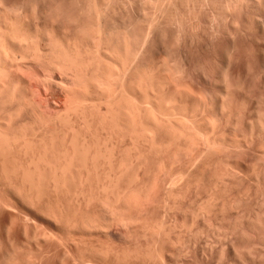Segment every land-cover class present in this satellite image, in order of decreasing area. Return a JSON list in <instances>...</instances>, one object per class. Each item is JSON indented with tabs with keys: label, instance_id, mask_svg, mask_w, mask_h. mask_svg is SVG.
<instances>
[{
	"label": "rangeland",
	"instance_id": "1",
	"mask_svg": "<svg viewBox=\"0 0 264 264\" xmlns=\"http://www.w3.org/2000/svg\"><path fill=\"white\" fill-rule=\"evenodd\" d=\"M94 0H0V2L2 3H0V22L1 23H3V26H2V24L0 23V25L2 26V31L5 33L6 32V34H7V36L6 37H2L1 38V42L2 41H4V40H2V39H5L6 38V42L8 41L7 39H9V38H11V39H13V38H15L16 37V39H13L14 41V46L13 47H15L16 46V48H14V50H16V51H14V53L16 54V52L19 54H17V59L16 60H14V62H16V63H14V62H7L9 65H7V63H6V66H8V70H7V67L5 68L7 71H12V73H11V71L10 72H7V73H9V74H14L15 73V75H17V76H19V78L21 79L20 80V82H21V84H18V86L15 84V86H17L18 88H20L19 86H21V88H22V86H23V88L22 89H25V91L23 90V92H24V94H26V95H28V98H30V100H32L33 101V103H35V105L37 106V108H39V107H41V110H42V112L44 111V115H49V117H50V115L51 114H54L55 115V113H57L56 114V118H53V121H52V124H47V125H49V126H44L43 125V129H40V126L36 123V121H35V119L33 118L34 117V113H32L33 112V110H31L30 112L32 113H30L29 112V110H30V108H29V110L27 111V109H25V110H23V111H25V112H21V116L23 117V118H25V119H23V123H22V125L26 122L27 123V125H26V123L20 128L19 127V129H20V131H19V133H23V131H24V133H26V134H28V136H29V138H32V142H33V144L31 145L32 146V149H33V151H32V153H29V152H31V150L32 149H30V150H28V153H29V155L31 154L32 156L34 155H36V156H38L39 155V152L41 151V149L42 148H45L46 146L45 145H48V147L50 148V146H51V148H55V147H57V149H61V150H63V148L65 149V148H68L69 147V140H70V138H71V152H75V150L77 149V152L78 151H87V149L89 148V147H91V149L89 148L88 150H90L91 151V153H92V156L90 155L91 153H89V151H87V152H85V153H87V155H89V156H87L86 158H84L85 156H86V154H84L83 152H82V155H83V159H87L88 158V163H87V161H86V164L88 165V167L86 166H83V163L85 164V161H83V159H81L82 157H81V153H80V155H79V153L77 154L76 153V155H78L77 157H74V158H78L79 157V159L80 160H82V161H80L79 159H77V160H79L78 161V163H82V167L78 164V163H74V161L75 162H77L76 160H74L73 162H71L72 163V167H71V170L69 169V172H68V174H69V176H68V178H67V180L66 181H61L60 183H62V188L63 189H61V186L59 187L60 189V191H58L59 193H61V194H58V196H57V193H55L56 194V199L54 198V193H52L51 191H53L52 189L49 191V184L48 183H46L45 185L47 186V187H45V186H43L44 187V189H42L41 188V193H43V192H46V191H48V193H46V194H42V195H47V196H45V197H41L42 199L41 200H43L44 199V201L45 202H47L50 206H51V204H52V202H53V205L52 206H54L53 208H52V210L54 209V211L56 210L57 212H55V213H60V211H61V213H64V215L65 216H67L68 215V213H71L70 215H68V216H73V217H75L74 216V214L76 215V217H77V215L78 214H76V213H78L79 212V215L80 214H82L84 211L83 210H86V207H85V205H83V204H85V203H80L79 204V202H81V198H83L81 195H82V192H83V195L84 196H86V197H91L92 199H95V200H92L93 202L92 203H94L93 205H91L90 206V208H93V206L96 204V205H98L99 207H97L98 208V214H99V218L101 219V217H102V219L101 220H103V221H105L106 222V220H108V221H110L111 220V215H109L110 214V212H108V210L106 209V207H103V206H101V203H100V200H99V195L101 196V194L102 193H100L101 192V190H98V189H100L99 187L102 185V183H104V180H105V183H109L110 182V180H108V179H111V178H113V176L116 174V173H114V174H112L111 175V172H107L108 170H106V168L105 167H107L110 171H111V167L110 166H108V164H109V162H104L107 158H108V153H106V151L108 150V149H111V151L110 150H108L107 152H110V153H114L112 156H111V158L110 159H113L112 160V163H114V164H119L118 162H120L121 160H122V158L121 157H124L123 158V160L120 162L121 163V165H122V163H124L126 160L128 161V162H130V161H132V159H133V162H130L132 165V167H130L129 168V165H130V163H128V165L126 164L127 163V161H126V163H124V167H125V169H124V167H120V169L118 168V166L117 165H114L113 167L115 168V166H116V168H115V172L116 171H118V173L122 170V171H124V170H126V171H124V175L121 173L120 175H119V180L117 179V177H114V179H117L118 180V183L119 184H117L116 183V180H114L113 179V181H115L114 183L115 184H112L111 185V187H114V188H110V190H112V189H116L114 192H116V194H117V192L118 191H122V190H124L126 187H128L129 186V191H133V189L135 190L136 188H138V187H140V185H142L143 186V181H145V182H147V180H148V182L147 183H149V185H150V183H152V182H155L156 183V181H153V179H154V176H155V174L156 173H159V176L160 177H158V179H159V182L161 183V184H159L160 185V188H158V189H156L157 190V193H158V196H157V198H156V196H154L155 198H152V202L154 203V201H155V206L153 205V203H148V204H146V205H144L146 208L144 209V211H147V212H144L143 210H141L142 212H140V213H142V215L144 216V214H143V212L145 213V217H147V219L149 220V224L147 223V225H145L146 224V219H145V217H141V219L142 218H144L145 220H144V222H145V224H144V222H143V220H142V222H143V225H145V226H147V227H145V226H143L141 223L142 222H140L141 220H139V222H140V224H141V226H139L140 227V229L139 230H136L137 231V233H136V231H134V232H132V233H134V236H133V234H132V236H128V238H126V239H122V240H120V241H118V240H115V241H113V239L112 238H107V237H102V238H98L97 236H94V235H90V234H85L84 232H81V230L80 229H75L76 231H74V230H71L72 228H68L67 227V229H66V227H65V225H63L64 224V222H61V220H60V222L59 221H57L56 219H53L54 217H51L52 215H51V213H52V211H51V208H46V206L44 205L45 204V202L43 201V203H41L40 205H41V207L43 208V210L41 209H35V208H33V209H28V208H23V209H18L17 210V208H15L16 209V211H15V209H13L14 207H12L11 205H10V202L8 201V198L5 196V194H4V190H3V185H2V165H1V162H0V197L2 198V200L4 201V204L5 205H3V203H2V206L0 205V208H1V210H0V263L1 264H12L13 262V264H27V262L30 260V262H28V264H75V263H77L78 261H80L81 263H78V264H82L83 262L81 261L83 258H85V257H88V258H85V261H87L88 259L90 260V261H87L88 262V264L90 263V264H96V262H97V264H119V262H120V264H161V262L163 263V264H220L221 262V264H223V263H225V261L224 260H226V255H225V257H224V254H222L221 255V251L222 250H224V249H228V247H229V240H227V239H225V238H223L224 236L221 234V233H223L224 232V230H223V232H219V234L220 235H222L223 237V239L221 238V239H217L216 237H215V235H217L218 233L217 232H214V231H212L213 233H215V235L213 236L212 235V232H211V229L212 228H210L209 226L207 227H205L204 226V218H206L205 216H196L195 214H194V212H192L193 210H192V208H193V206H194V201H195V194L197 193V191L198 192H200V194H199V197L200 198H202V199H198L199 200V203H200V201H202V203L204 202L205 203V199H208L209 200V197L207 196V194H205L206 193V190L203 188L204 187V185H202L201 186V184H204V183H206L207 181H205V180H208L209 182H211V180L212 181H214V180H216V181H219V183H220V186L222 187V189H226L225 190V193H226V195H225V193H222L223 195H224V198H220L221 200L222 199H224V200H226V199H228V200H234L233 198H241L242 199V197L243 198H245L244 196H246V194H248L249 196L251 195V197L249 198L251 201H256L257 200V196H258V199L260 198L259 196H261L260 194V192L263 190V188H264V185L261 183V184H259L258 185V183H256V182H253L252 180H250V179H246V178H244L243 179V181L242 180H240V178H239V181L238 180H234L233 178H235V177H225L224 176V178L225 179H222L221 180V175H219L218 174V170H220L219 168V166H215V165H217V162H216V164L214 163L215 161H217V159L218 158H220V159H222V155L224 154V157H223V159L222 160H225V159H231V158H234V159H238L239 157H234V155L236 154V156H238V155H240L242 152H244V151H239L238 152V155H237V153H233L232 154V156L230 157H228V155H230V153H232V152H227L226 153V151H227V149H224V150H226V151H224L223 150V152H222V155H221V157H219L220 155H219V151H217V148H219V147H217L216 149H215V153H211L212 154V156H211V154H210V156H209V154H208V156H205V161L204 160H202V159H200L201 160V162L202 161H204V162H202V163H204L205 165H206V163H207V166H208V169H207V166H205V165H203L202 163H201V167H203V168H201V170L200 169H197V170H194L193 168H195L198 164H197V162L198 161H194L193 159H190V157H189V159H190V161H189V159L188 158H182L180 161L182 162V163H180L179 161H177L178 163H177V165H176V167H175V165H172V167L174 166L175 168H173L174 169V171H185V169H186V171H185V173H186V175H188L189 176V174H190V177L192 178V179H195L196 178V176H199V177H202V179L200 178V180H201V183L200 184H197V183H194V182H197L198 180H199V177H197L194 181H193V183H194V188H198V186H200V188H201V190H203V191H201V190H199V189H197V191H195L196 189H194L193 188V185L192 186H190L193 190H190L191 188H189V192H186V191H184L183 192V196H185V199L184 198H180V200H179V206L178 207H181V208H183L182 210H181V208H179L180 210L178 211V209L176 210V208L174 209L175 211L173 212L172 211V209L171 208H169L168 207V205H166L165 204V201H164V198H162V199H160L159 197H163V194H164V189H163V187H162V185H164V183L163 182H165V179H167V175L165 174L168 170H170V163H169V161H167V158L165 157L164 158V156H163V154H155L154 153V151L153 150H151L152 148V146L151 145H153L154 143H158V144H160V142H161V140H162V142L164 141V138L162 137L163 135H164V137H166V134H164V132L166 131V127H164L165 129L164 130H162V131H164V132H162L161 130L160 131H158L160 134H158V132H157V130H155V132H156V136H155V133L154 134H149L150 133V131H151V133H152V130H154V128L156 129V127H153V123H151V122H148V121H146L145 122V124L143 125V123H144V121H142V119H140V117H138L139 115H137L136 117L134 116V120L132 119H130L132 122H130V124H127V125H124V124H126L127 122L125 121V119L123 118V117H121V116H117L116 118H114L113 119V117H112V119H111V116L108 118V116L105 114V111H106V108H107V103H109V101H110V103L109 104H111V100H110V98L112 97V101H113V99H115V100H118L119 99V97H121L119 100H118V102L120 101L121 102V104L120 105H123L122 103H125V105L127 106L128 104H133V108L134 107H139L140 106V103H141V105H144L143 107L141 106V107H139V108H141L140 110H142V111H144V109L146 108V109H148V110H150L151 112H149V114L151 113V115H155V117L154 118H156V115L158 114L159 115V113H157V112H159L158 111V108L161 106V107H163V109H164V111L166 110V109H175L176 108V111H174V112H177V113H179V112H181V113H184V110L182 109V107H183V105L182 104H180L179 102H175V101H169V103H166V102H164V103H162V105L161 104H159V105H157L156 104V102H154V101H152L151 102V100H153L152 98H151V100H147V98L146 97H144V95L142 94V93H144V91H146L147 89V85L146 84H148V86H149V83H150V79H152L153 78V80H154V78L156 79H158V78H160V77H162L163 78V76H165L164 78H166L168 81H170V84L173 86L175 83H176V81H177V83H176V86H177V88H181V86H182V88H186V90L188 91V89H189V91L190 90H195V91H199V89H200V83H199V77H198V71L197 70H199V69H205V70H207L208 71V73H211V72H213V70H214V68L217 70V69H219L222 65H220V64H222L223 63V60H224V55H225V49H227V48H229V49H233L232 50V52L231 53H233V58H234V56L236 55V57L234 58L235 59V61H234V59H232V54L230 53V55H231V59H232V62H231V78H229L230 79V81L231 80H233V85H232V87H230V88H232V93L230 92L229 93V96L227 97L229 100H227L226 99V109H227V111L225 110V112H223V114L221 115L222 116V118H221V116H220V118H221V120L222 121H225V120H227V119H232V124H230V126H232L233 127V125H234V127H236V128H234L233 129V134H235L234 132H236V136H238L239 135V137L240 138H242V140H247V142H248V144L250 143V141H254V140H256V142H255V144H253V142H251L249 145H250V147L251 148H255V147H257V143L259 142V141H257V140H261V138L263 137V135H264V131H263V134H262V136H260L259 138L260 139H258V137H257V135L256 136H254L253 137V135L254 134H251V130H250V127L247 125V121L249 120V119H251L250 118V112L253 110V111H256V110H259V113H261L262 112V109H263V112H264V103H262V101H260V97L262 96L261 94L263 93V88H262V84H261V77H260V73H261V64H260V61H258L259 60V55L261 54V52H262V49H263V47H264V32H263V29H262V27L260 26V23H259V21L258 20H256V19H258V17L257 16H259V12H260V10L262 9L263 10V5H261L262 4V1L263 0H156V1H152V0H109V1H107L106 2V0H96L95 2L96 3H98V5L96 4V6H97V8H98V6H99V8L98 9H95L96 7H95V3L93 2ZM153 2V4H150V3H152ZM160 1V3H157V2H159ZM165 1H168V2H165ZM175 1V2H174ZM253 1V2H252ZM109 2H111V4L109 3ZM132 2V3H131ZM145 2V3H144ZM146 2H149V4L148 3H146ZM155 2V3H154ZM163 2H164V4H163ZM170 2H173L172 4H170ZM255 2V3H254ZM45 3V4H44ZM109 3V4H108ZM168 3H169V5H170V11H168V15H169V17H170V20L173 22H169L170 24L167 26V32H165L164 34H162V35H160V36H157V37H152L151 38V41H150V43H146V46H147V48H146V46H144L145 47V49H144V51H142V50H140V52H141V54L139 55V56H135L134 58L135 59H133L132 61L131 60H129V64H126V62L128 61V60H126L125 61V65H127L126 66V71H125V73H121V75L123 74V76H121V78L120 77H118V74H117V76L115 77L114 76V74L112 73V72H114V71H117L116 69H117V67L119 68V66L121 67L122 65H124V64H122L121 62L122 61H124L122 58H120L119 59V57L117 56V54L114 52V50H113V47L111 48V46H109V44L108 43H106V42H101L100 41V35H98L99 33L97 32V24L99 25V27L102 25V26H104L103 27V29H105V24H107V30L106 31H108V32H111V33H113V32H115L116 30H118V29H116V28H114V27H116V26H112L113 24L112 23H117L118 21H121V19H126V16H127V19H128V17L131 15V14H134V15H132V16H136V18H138V16H139V18L137 19V23H139V24H137V28H138V26L139 25H141V26H147V25H149V23L148 24H145V23H147L146 21H147V19H149L150 21H151V19H153V17H158V16H160L161 15V8L163 7V6H165V5H167V6H169L168 5ZM226 3V4H225ZM229 4V6H230V13H226L225 12V10H226V7H227V5ZM124 4V5H123ZM142 4H145V5H142ZM148 4V5H147ZM156 4H163L162 5V7H160L161 5H157L156 7H154ZM177 4V5H176ZM199 4V5H198ZM242 4V5H241ZM8 5V6H7ZM12 7H11V6ZM39 5V6H38ZM46 5H47V7H46ZM50 7H49V6ZM88 5H89V7L91 8V9H93V10H91L89 7H88ZM93 5V6H92ZM37 6V7H36ZM160 7V10L159 9H157V8H159ZM172 6V7H171ZM178 6V7H177ZM253 6H254V8H253ZM16 7V8H15ZM51 9V12H53V13H51L50 12V9ZM58 7V8H57ZM93 7H95V8H93ZM108 7V8H107ZM122 9H121V8ZM137 7V8H136ZM145 8V9H143V8ZM150 7V8H149ZM19 8V9H18ZM22 8V9H21ZM40 8V9H39ZM87 8V9H86ZM89 8V9H88ZM101 8H103V9H101ZM148 8V9H147ZM223 8V9H222ZM225 8V9H224ZM9 9H11V10H13V12H11V10H9ZM24 9V10H23ZM56 9V10H55ZM99 9H101L100 11L103 13L104 11V13L103 14H106V15H103V18L101 17V18H99L98 17V14L96 13ZM107 9V10H106ZM127 9V10H126ZM174 9V10H173ZM196 9V10H195ZM16 10V11H15ZM46 10H48V11H46ZM90 10H91V12H92V14H93V16H92V14H91V12H90ZM94 10H97L96 12L94 11ZM103 10V11H102ZM117 11L116 12V14H114V11ZM123 10V11H122ZM138 12H136V11ZM141 10H144V12L143 11H141ZM149 10V13H150V17H149V13L147 12V11ZM151 10V11H150ZM153 10H155V11H153ZM194 10V11H193ZM15 11V12H14ZM19 11V12H18ZM56 11V12H55ZM86 11H87V13H86ZM89 11V12H88ZM108 11L109 12H111V14H109L108 13ZM153 11V12H152ZM158 11V12H157ZM173 11V12H172ZM27 12V13H26ZM107 12V13H106ZM125 12H128V13H125ZM130 12V13H129ZM136 12V13H135ZM152 12V13H151ZM159 12H160V14H159ZM262 12V11H261ZM7 13H9V14H7ZM13 13H15V15H13ZM37 13H39V14H37ZM42 13V14H41ZM50 15H49V14ZM118 13V14H117ZM148 13V14H147ZM155 13V14H154ZM174 13V14H173ZM192 13V14H191ZM246 13V14H245ZM94 14H95V16H94ZM158 14V15H157ZM227 14V15H226ZM258 14V15H257ZM10 15V16H9ZM68 15H71V16H68ZM108 15V16H107ZM110 15V16H109ZM112 15V16H111ZM121 15V16H120ZM144 15V16H143ZM146 15H148V18L147 19H144V17L146 18ZM156 15V16H155ZM185 15V16H184ZM5 16H6V18L7 19H9V20H5ZM8 16V17H7ZM12 16V17H11ZM18 16V17H17ZM51 16L53 17V18H51ZM97 16V17H96ZM113 16H114V18H113ZM123 16V17H122ZM227 16H228V19L230 20H228V19H226L227 18ZM17 17V18H16ZM20 17H21V19H20ZM69 17V18H68ZM120 17V18H119ZM156 17V18H157ZM230 17H231V19H230ZM251 17V18H250ZM257 17V18H256ZM4 18V19H3ZM15 18V21H13V19ZM99 18V23H97L98 21H97V19ZM105 18H106V20H105ZM113 20H112V19ZM118 18V19H117ZM155 18V19H156ZM172 18H174V19H172ZM197 20H196V19ZM12 19V20H11ZM18 19V20H17ZM123 19V20H124ZM188 19V20H187ZM200 19V20H199ZM253 19V20H252ZM109 20V21H108ZM112 20V21H111ZM114 20L116 21V22H114ZM228 20V21H227ZM8 21V22H7ZM54 21V22H53ZM104 21V22H103ZM111 21V22H110ZM142 21V22H141ZM177 21V22H176ZM182 21V22H181ZM10 22H12V23H10ZM107 22H109V24L107 23ZM143 22H145V23H143ZM232 22V23H231ZM176 23V24H175ZM226 23H228L229 24V28H231L230 29V32H231V30H232V33H229L228 31H229V29H228V24H227V26H226ZM4 24H6V25H4ZM8 24V25H7ZM104 24V25H103ZM144 24V25H143ZM198 24V25H197ZM232 24V25H231ZM23 25V26H22ZM96 25V26H95ZM108 25L109 26H111V28H109L108 27ZM171 25H172V27H171ZM222 25V26H221ZM1 26H0V28H1ZM4 26H8L9 27V29H8V27L7 28H4ZM13 26V27H12ZM28 26V27H27ZM145 26V27H146ZM26 27V28H25ZM83 27V28H82ZM95 27H96V29H95ZM177 27V28H176ZM180 27V28H179ZM197 27V28H196ZM41 28V29H40ZM140 28H143V27H140ZM139 28V30H141ZM201 28V29H200ZM227 28V29H226ZM4 29H5V31H4ZM6 29H8V30H6ZM82 29V30H81ZM83 29H84V31H83ZM114 29H115V31H114ZM176 29V30H175ZM206 29V30H205ZM224 29H225V31H224ZM15 30H19V32L17 31V32H15ZM22 30H24L23 32H24V34H25V32H27L28 34H30V36H31V38H29V40H27V43L26 42H24L23 44H21L24 40H25V38H23V40H21V32H22ZM26 30V31H25ZM92 30V31H91ZM94 30V31H93ZM111 30V31H110ZM121 30H124V28L123 29H120V31ZM228 30V31H227ZM8 31V32H7ZM80 31V32H79ZM86 31V32H85ZM87 31H88V33H87ZM119 31V30H118ZM3 32H1L0 31V33H3ZM22 32V33H23ZM48 32V33H47ZM82 32V33H81ZM87 33V36L85 37V35L86 34H84V33ZM94 32H96V34H97V36H96V34L94 33ZM27 33H26V36H27ZM90 33V36L91 37H89L88 36V34ZM201 33V34H200ZM228 33V34H227ZM20 35L21 37H20V39H19V41L17 40L18 38H17V36L18 35ZM95 34V35H94ZM166 34V35H165ZM232 34V35H231ZM1 35V34H0ZM36 37H35V36ZM93 35V36H92ZM164 35V37H162ZM176 35V36H175ZM231 35V36H230ZM2 36V35H1ZM5 36V35H4ZM29 36V35H28ZM68 36V37H67ZM83 36H84V38H83ZM98 37V39L96 38V37ZM166 36V37H165ZM225 36H226V38H225ZM40 37V38H39ZM79 37V38H78ZM82 37V38H81ZM163 39H162V38ZM176 37H178V38H176ZM194 37V38H193ZM233 37V38H232ZM37 40H36V39ZM165 38H167V39H165ZM228 38H230V39H228ZM31 39H34L33 41L31 40ZM153 39V40H152ZM177 39V40H176ZM195 39V40H194ZM214 40V41H213ZM262 40V41H261ZM5 41L4 42H2V43H4L5 44V46H6V44L7 43H5ZM22 41V42H21ZM26 41V40H25ZM32 41V42H31ZM98 41L99 42H101V44L102 43H104L105 44V46H104V44H102L103 46H100L99 44H96V43H98ZM227 41V42H226ZM51 42V43H50ZM59 42V43H58ZM93 42H95V44H93ZM170 42H171V44H170ZM32 43H35L33 46H35L34 48L32 47ZM39 43V45H40V47H41V44H42V47H41V49H42V51H44L43 53L42 52H39V51H37L38 49H36V47H39V45L37 46V44ZM41 43V44H40ZM57 43V44H56ZM60 43H61V45H60ZM87 43V44H86ZM176 43V44H175ZM16 44V45H15ZM20 46H19V45ZM54 44V45H53ZM64 44V46H62ZM89 44V45H88ZM108 44V46L106 47V45ZM155 44V45H154ZM175 45V47L177 48H175L174 47V45ZM234 44V45H233ZM24 45L26 46V47H24ZM60 45V46H59ZM85 47H84V46ZM87 45H88V47L89 48H86L87 47ZM96 45H98V46H96ZM228 45V46H227ZM18 46V47H17ZM28 46V47H27ZM90 46H92L93 48H91ZM95 46V47H94ZM169 46V47H168ZM206 46V47H205ZM31 47V48H30ZM39 47V48H40ZM65 49H64V48ZM70 47V50L68 49ZM97 47H99V50H98V48ZM231 47V48H230ZM0 48H2L3 49V47H1L0 46ZM23 48V49H22ZM54 48V49H53ZM66 48H67V50L68 51H70L69 53H68V51L66 50ZM91 48V49H90ZM169 48L171 49V50H169ZM5 49V48H4ZM4 49H3V51L1 50V52H3V53H6V52H4ZM22 49V50H21ZM33 49H34V51H33ZM36 49V50H35ZM57 49V50H56ZM62 49L64 50V55H66L67 56V54L69 55L70 54V58H67V57H64V56H62V55H59V56H62V57H64V58H67V60L69 59L72 63H70V61H67L68 63H70V66H71V71H69L70 73H72V74H70L69 72H67L65 69H66V67L64 66V68H62L63 70H65V71H63L64 72V74H66V75H68V76H66V75H64L63 73H62V71H60V70H62V69H60L59 67H61V63L60 62H58L57 61V58H60L59 56L57 57V56H55V54L57 55V52L59 53V52H62ZM82 49V50H81ZM86 49H90V51L88 52V50H86ZM94 49H96V50H94ZM101 49V50H100ZM106 49H107V51H106ZM176 49V50H175ZM18 50H19V52H18ZM54 50V51H53ZM79 51V53L81 54V56H80V54H78L77 52ZM93 50H94V52H93ZM98 50V51H97ZM6 51V50H5ZM37 51V52H36ZM51 51H53V53L51 52ZM56 51V52H55ZM66 51H67V54H66ZM100 51H103V53H100ZM111 53H110V52ZM167 51V52H166ZM185 51V52H184ZM34 52V53H33ZM36 52V53H35ZM38 52H39V54H41L42 53V55H39L38 56ZM86 52H88V53H86ZM96 52H99V54H97ZM105 52H109L108 54L107 53H105ZM173 52V54H171ZM55 53V54H54ZM94 55H93V54ZM96 53V54H95ZM23 55L24 54V58H23V56H21V55ZM45 56H44V55ZM54 54V55H53ZM83 54V55H82ZM88 54V55H87ZM92 54V55H91ZM112 54V55H111ZM235 54V55H234ZM255 54H258V56L257 55H255ZM5 55H7V54H5ZM73 55H75V56H73ZM87 57H86V56ZM114 55V56H113ZM117 57H116V56ZM173 55H175L174 57H173V59H172V57L171 56ZM241 55H242V57H241ZM248 55V56H247ZM38 56V57H37ZM79 56V57H78ZM96 56V57H95ZM102 56L104 57V58H102ZM109 56V57H108ZM223 56V57H222ZM253 56V57H252ZM258 58H257V57ZM49 59H48V58ZM57 57V58H56ZM61 57V58H62ZM85 57V58H84ZM98 57V58H97ZM114 57V58H113ZM241 59H240V58ZM244 57V58H243ZM250 57H251V59H250ZM18 58H20V59H18ZM21 58H23V59H21ZM35 58V59H34ZM38 58V59H37ZM52 58V59H51ZM56 58V59H55ZM71 58H73V59H71ZM90 58V59H89ZM97 58V59H96ZM101 58V59H100ZM138 58V59H137ZM153 58V59H152ZM183 60H182V59ZM240 59V61H238V60H236V59ZM246 58H248V59H246ZM25 59V60H24ZM33 59V60H32ZM41 59V60H40ZM63 59V58H62ZM62 59H61V61H62ZM77 61H76V60ZM93 59V60H92ZM100 59V60H99ZM104 59H106V60H104ZM243 59H245L244 61H243ZM255 59V60H254ZM22 60V61H21ZM35 60V61H34ZM39 60V61H38ZM46 60V61H45ZM59 60V59H58ZM63 60H66V59H63ZM73 60H75V62L73 61ZM88 60H89V62H88ZM101 60H103V62L101 61ZM108 60H112L111 62L110 61H108ZM172 62H171V61ZM178 60V61H177ZM215 60V61H214ZM253 60V61H252ZM58 62V63H55V64H57V65H52V64H54V62ZM96 61H99L98 63L96 62ZM121 61V62H120ZM185 61V62H184ZM236 61H238V62H236ZM249 61H251V62H249ZM24 62V63H23ZM49 62H50V64L52 65H50L49 64ZM81 62H84V64L83 63H81ZM93 64H92V63ZM95 62H96V64H95ZM106 62V63H105ZM109 62V63H108ZM115 62V63H114ZM136 63V65H135V63ZM171 62V63H170ZM175 62H176V64H178L179 62V64L178 65H176L175 64ZM219 62H221V63H219ZM234 62V63H233ZM249 62V63H248ZM257 62V63H256ZM14 63V64H13ZM41 63V64H40ZM42 63H45V64H42ZM63 63H65V62H63ZM62 63V64H63ZM68 63H66V64H68ZM75 65H74V64ZM79 63V64H78ZM87 63V64H86ZM118 63H120L119 65H118ZM134 63V64H133ZM159 63V64H158ZM165 65H164V64ZM212 63V64H211ZM237 63V64H236ZM251 63V64H250ZM23 64V65H22ZM47 64V65H46ZM90 64H91V66H90ZM106 64H107V66H106ZM108 64H113V65H111L109 68H108ZM116 64H117V67H116ZM170 64V65H169ZM218 64V65H217ZM233 64H234V66H233ZM245 64V65H244ZM249 64H250V66H249ZM19 65V66H18ZM77 65H78V68H77ZM81 65V66H80ZM85 65V66H84ZM87 65V66H86ZM100 65V66H99ZM105 67H103V66ZM154 65V66H153ZM175 65V66H174ZM220 65V66H219ZM54 66V67H53ZM63 66V65H62ZM76 66V67H75ZM80 66V67H79ZM90 66V67H89ZM92 66H93V68H92ZM132 66V67H131ZM136 66V67H135ZM167 66H170L169 68L167 67ZM177 66H179L178 68H179V73H177L176 72V69H175V67L177 68ZM217 66H219V67H217ZM255 66V67H254ZM20 67V68H19ZM45 67V68H44ZM51 67V68H50ZM72 67H74V68H72ZM81 67H84L83 69L81 68ZM86 67H87V69H86ZM102 67V69H100ZM116 68V69H114V70H110V69H112V68ZM122 67H124V66H122ZM162 67V68H161ZM167 67V68H166ZM260 67V68H259ZM15 68V69H14ZM41 68V69H40ZM59 68V70H57ZM132 70H131V69ZM249 68V69H248ZM2 70L4 69V68H1ZM19 69V70H18ZM21 69V70H20ZM49 69V70H48ZM54 69H55V71H54ZM81 69V70H80ZM89 69V70H88ZM94 69V70H93ZM100 69V70H99ZM107 69V70H106ZM109 69V70H108ZM165 69V70H164ZM174 69V70H173ZM181 69V70H180ZM183 69V70H182ZM5 70V71H6ZM24 70V71H23ZM42 70H44L45 71V73H44V71H42ZM47 70H48V72H47ZM52 70V71H51ZM84 70V71H83ZM105 70H106V72H108V73H110L111 71V73L112 74H108V77L110 76L111 78H109L108 79V77H107V74H106V72H105ZM168 70H170V72H168ZM171 70H173V71H171ZM216 70H214V71H216ZM22 71V73H20ZM75 71V72H74ZM80 71V72H79ZM93 71V72H92ZM110 71V72H109ZM130 71V72H129ZM138 71V72H137ZM140 71V72H139ZM175 71V73L172 75V73L171 72H174ZM232 71H234V72H232ZM252 71L254 72V73H252ZM86 74H84V73ZM95 72H96V75L97 76H95ZM102 74H101V73ZM105 72V74L103 75V73ZM129 72V73H128ZM135 72V73H134ZM148 72H149V74H148ZM150 72H151V74H150ZM167 72V73H166ZM260 72V73H259ZM30 73V74H29ZM47 73V74H46ZM83 73V74H82ZM94 73V74H93ZM140 75H139V74ZM24 74V75H23ZM98 74H101V76L100 75H98ZM116 74V73H115ZM132 74V75H131ZM134 74V75H133ZM144 74L146 75V76H144ZM4 75V74H3ZM7 75V74H6ZM6 75H4V78H2L3 76L2 75H0V76H2V77H0V83L2 82H4L5 81V76ZM39 75V77L37 78V76ZM45 75V76H44ZM50 75V76H49ZM75 75H77V77L75 76ZM106 75V76H105ZM112 75H113V77L114 78H112ZM127 75V76H126ZM130 75V76H129ZM151 75V76H150ZM180 75V76H179ZM235 75V76H234ZM35 76V77H34ZM79 76V77H78ZM82 76H84V77H82ZM89 77V78H86V77ZM95 76V77H94ZM98 76H100L102 79L103 78H105L106 79V77H107V80H104L103 79V81H106V82H103V81H101V78L99 79L98 78ZM105 76V77H104ZM119 76H120V74H119ZM140 78H139V77ZM146 77V78H144V77ZM151 78H150V77ZM171 76V77H170ZM234 76V77H233ZM253 76V77H252ZM255 76V77H254ZM91 77H93V78H91ZM132 77V78H131ZM136 77V78H135ZM9 78H10V76H9ZM8 77H7V79H9ZM40 78V79H39ZM42 78V79H41ZM44 78H46V79H44ZM53 78V79H52ZM71 78V79H70ZM76 78V79H75ZM85 78V79H84ZM116 78V79H115ZM129 78V79H128ZM144 78V79H143ZM150 78V79H149ZM174 78V79H173ZM233 78V79H232ZM6 79V80H7ZM38 79V80H37ZM48 79V80H47ZM50 79H51V81H50ZM84 79V80H83ZM87 79H88V81H87ZM92 79V80H91ZM97 79V80H96ZM112 79V80H111ZM145 79H148V80H145ZM156 79V80H157ZM177 79V80H176ZM258 79V80H257ZM2 80V81H1ZM30 80H32L31 82H30ZM40 80V81H39ZM56 82H55V81ZM74 80V81H73ZM79 80V81H78ZM82 80V81H81ZM86 80V81H85ZM114 80V81H113ZM120 80V81H119ZM173 80V81H172ZM180 80V81H179ZM182 80V81H181ZM242 80V81H241ZM256 80V81H255ZM8 81V80H7ZM7 81H6V83H7ZM34 81H36V82H34ZM40 83H39V82ZM59 81V82H58ZM78 81V82H77ZM91 81V82H90ZM96 81V82H95ZM107 81H109L110 83H112L113 84V82H114V84L113 85H111L109 82H107ZM113 81V82H112ZM118 81V82H117ZM139 81H141V82H139ZM145 81V82H144ZM179 81V82H178ZM43 82V83H42ZM60 82L61 83H63V84H60ZM73 82V83H72ZM77 82V83H76ZM94 82V83H93ZM100 82H101V84H100ZM134 82V83H133ZM143 82V83H142ZM147 82V83H146ZM149 82V83H148ZM189 82V83H188ZM242 82V83H241ZM255 82H257V83H255ZM6 83H5V85H6ZM31 83V84H30ZM39 83V84H38ZM68 83V84H67ZM104 85H103V84ZM107 85H106V84ZM110 85H109V84ZM117 83V84H116ZM122 83L124 84V85H136V84H139V86L138 85H136L135 87L137 88V94H135V95H133V96H128L127 94L124 96V98H123V95L121 94V90L119 89V88H121L122 87ZM132 83V84H131ZM244 83V84H243ZM45 86H44V85ZM73 84V85H72ZM78 84V85H77ZM90 84V85H89ZM93 84V85H92ZM99 84V85H98ZM182 84V85H181ZM185 84V85H184ZM2 85V84H1ZM3 85H4V83H3ZM28 85V86H27ZM62 85V86H61ZM68 85H70V87H71V89H73L72 91L75 93H73V94H71V95H73V96H71L72 98H71V102H69L70 104H71V111L69 110V108L67 107V102L65 101L66 100V96H64V95H66V91H67V88H69V86ZM75 85H77L76 87H75ZM92 85V86H91ZM103 87H102V86ZM123 85V86H124ZM26 86V87H25ZM32 86H33V88H32ZM67 86V87H66ZM93 86H96L97 88H98V92L99 93H102V90L104 91L105 89L104 88H106V90H108L107 92H106V95H107V93H108V96H106L105 95V97L104 98H102L101 100H98V99H96V96H97V94L95 93L94 94V92H93ZM110 86V87H109ZM112 86V87H111ZM138 86V87H137ZM146 86V87H145ZM183 86H186V87H183ZM189 86V87H188ZM241 86V87H240ZM39 87V88H38ZM46 87V88H45ZM64 87V88H63ZM74 87V88H73ZM79 87V88H78ZM92 87V88H91ZM102 87V88H101ZM117 87H118V89H117ZM141 89H143V90H141ZM174 87V86H173ZM188 87V88H187ZM14 88V87H13ZM13 88H12V90L11 91H13ZM47 88H48V90H47ZM66 88V89H65ZM112 89V90H110V89ZM39 89V90H38ZM78 89H80V90H78ZM84 89V90H83ZM115 89H116V91H115ZM146 89V90H145ZM183 89V90H184ZM242 89V90H241ZM92 90V91H91ZM101 90V91H100ZM117 90H119V91H117ZM141 90V91H140ZM82 91V92H81ZM112 92V94H114L113 96H110L109 97V94ZM140 91V92H139ZM195 91H193L192 93L194 94L195 93ZM26 92V93H25ZM36 92V94H34ZM78 92V93H77ZM142 92V93H141ZM98 93V94H99ZM139 93V94H138ZM141 93V94H140ZM77 94V95H76ZM83 94V95H82ZM230 94H233V95H230ZM42 95V96H41ZM82 95V96H81ZM96 95V96H95ZM118 96L117 98H116V96ZM121 95V96H120ZM45 96V97H44ZM77 96H79V97H77ZM114 96H115V98H114ZM36 97V98H35ZM41 97V98H40ZM54 97V98H53ZM58 97V98H57ZM106 97H108L109 98V100H108V98H106ZM126 97H128L127 99H126ZM138 99H136V98ZM41 99V101H40V99ZM47 98V99H46ZM57 98V99H56ZM59 98H62L63 99V101H62V99H59ZM91 98V100H89ZM144 98H145V100H144ZM257 98V100H255ZM93 99H95V101H93ZM106 99V100H105ZM43 100H45V101H43ZM98 102H97V101ZM114 100V101H115ZM125 100H127L126 102H125ZM129 100H131V101H129ZM133 100V101H132ZM232 100V101H231ZM260 102H259V101ZM262 100V99H261ZM49 101V102H48ZM53 101V102H52ZM129 101V102H128ZM136 101V102H135ZM148 101V102H147ZM151 103H150V102ZM258 101V102H257ZM91 102L93 103V102H97V105L95 104V106L96 107H98V109L97 110H95V108H93L94 106H91L92 107V110H91V108H89V106L91 105ZM117 102V101H116ZM128 102V103H127ZM131 102V103H130ZM134 102V103H133ZM138 102V103H137ZM143 102V103H142ZM144 102H146V103H144ZM154 102V103H153ZM41 103V104H40ZM67 103V104H66ZM103 103H105V104H103ZM251 103V104H250ZM252 103H253V105H252ZM38 104H39V106H38ZM44 104V105H43ZM65 104V105H64ZM94 104V103H93ZM166 104H168V105H166ZM261 104V105H260ZM48 105V106H47ZM78 105H80V107H83V106H85L86 107V105H89V106H87L86 108H84L83 107V109H84V111H83V109L80 111V107H79V110H77V111H79V112H77V111H73L74 109V107H76V106H78ZM101 105V106H100ZM104 105H106V106H104ZM120 105H116V107L117 106H120ZM135 105V106H134ZM173 105V106H172ZM250 105V106H249ZM258 105V107H259V109H258V107L256 108V106ZM99 106H100V110H99ZM125 106V107H126ZM167 106V107H166ZM246 106V107H245ZM248 106V107H247ZM260 106H262V107H260ZM123 107V106H122ZM124 107V108H125ZM131 107H132V105H131ZM160 107V108H161ZM169 107V108H168ZM229 107V108H228ZM44 110H43V109ZM51 108V109H50ZM138 108V109H139ZM143 108V109H142ZM156 108V109H155ZM246 108V109H245ZM32 109V108H31ZM60 109V110H59ZM65 109V110H64ZM86 109V110H85ZM135 110H136V108H134ZM154 109H155V111H154ZM243 109V110H242ZM255 109V110H254ZM39 110H40V108H39ZM49 110V111H48ZM93 110H95V111H93ZM125 110H127V109H125ZM159 110H161V109H159ZM180 110V111H179ZM183 110V111H182ZM239 110V111H238ZM248 110H250V111H248ZM62 111V112H61ZM70 111V112H69ZM84 112L85 113V117H84V115H82V113H80V112ZM89 112V116H87V112ZM97 111V112H96ZM98 111H100L99 113H98ZM152 111H154V113L155 114H153V112ZM166 111H170V110H166ZM172 111V110H171ZM170 111V112H171ZM179 111V112H178ZM212 111V109H210V111H208V113L206 112V114H212L213 113V111H214V109H213V111ZM232 111V112H231ZM235 111V112H234ZM240 111L243 113V116L241 115V113H240ZM48 112V113H47ZM58 112H59V114H61V115H59L58 114ZM64 112V113H63ZM75 112V113H74ZM79 113V114H77V113ZM91 112V113H90ZM96 112V113H95ZM230 112V113H229ZM247 112V113H246ZM27 113V114H26ZM66 113V114H65ZM83 113V114H84ZM92 113H94V114H92ZM141 113H143L144 114V112H141ZM192 113H196V114H198V116H197V118L198 119H200V118H202L203 116H205L204 114H203V116H202V114L199 112V111H195V112H191L190 114H192ZM227 113V114H226ZM232 113V115L231 116H233V117H231L230 116V114ZM238 113V114H237ZM255 113V112H254ZM257 113V112H256ZM31 114V115H30ZM106 115V116H102V117H100V115ZM174 114V113H173ZM194 114H192V117H195L196 118V114L194 115ZM234 114V115H233ZM247 114V115H246ZM47 115V116H48ZM64 115V116H63ZM69 116V118L68 119H63V118H65L66 116ZM78 115H79V118H78ZM93 116L94 115V117L92 118V117H90V116ZM157 115V116H158ZM246 115V116H245ZM21 116H20V118H21ZM33 116V117H32ZM52 116V115H51ZM202 116V117H201ZM228 116V117H227ZM235 116V117H234ZM241 116L242 117H244L246 120H244L243 118L241 119ZM32 117V118H31ZM53 117V116H52ZM55 117V116H54ZM59 117V118H58ZM61 117H63L62 119H63V121H61L60 120V118ZM89 117V118H88ZM98 117V118H97ZM190 117H191V115H190ZM191 117V118H192ZM200 117V118H199ZM238 117V118H237ZM240 117V118H239ZM247 117V118H246ZM30 118H31V121H30ZM58 118V119H57ZM82 118H84V119H82ZM86 118H87V120H88V122H86ZM103 118H104V120H103ZM118 118V119H117ZM119 118H120V120H119ZM136 118H137V120H136ZM195 118H192V119H194L195 121H196V119ZM225 118V119H224ZM238 119V121L239 122H237V123H239V125H237V123H236V120ZM22 119V118H21ZM34 119V120H33ZM57 119V120H56ZM99 119L101 120V121H99ZM105 119H108V120H106V122H104L105 121ZM115 119H116V121H115ZM124 119V120H123ZM25 120V121H24ZM55 120V121H54ZM59 120V121H58ZM83 120V121H82ZM90 120V121H89ZM110 120V121H109ZM145 120V119H144ZM154 120V119H153ZM242 120H243V122H242ZM56 121H57V123H56ZM65 121V122H64ZM71 123H70V122ZM95 121H97V122H95ZM108 121V122H107ZM125 123H124V122ZM244 121H245V124H244ZM29 122V123H28ZM67 122V123H66ZM112 122V123H111ZM140 122V123H139ZM141 122H143L142 124H141ZM153 122H156V120L155 121H153ZM234 122V123H233ZM33 123V124H32ZM54 123V124H53ZM64 123H66V124H64ZM90 123V124H89ZM138 125H137V124ZM146 123H150V124H146ZM31 124V125H30ZM63 124V125H62ZM88 124V125H87ZM113 124V125H112ZM117 124L119 125V126H117ZM121 124H122V126H121ZM134 124V125H133ZM242 124H243V126H242ZM88 127H87V126ZM93 125V126H92ZM102 125V126H101ZM104 125V126H103ZM108 125V126H107ZM131 127H130V126ZM222 125V124H221ZM29 128H28V127ZM53 126H56L55 128L53 127ZM69 126V127H68ZM107 126V127H106ZM111 126V127H110ZM114 126V127H113ZM134 126V127H133ZM145 126V129L144 128H142V127H144ZM155 126V125H154ZM223 126V125H222ZM246 128H245V127ZM25 127H26V130H25ZM98 129H97V128ZM103 127V128H102ZM118 127V128H117ZM119 127H122L123 129H120ZM124 127H125V129H124ZM135 127H138V128H135ZM149 128L148 129V131H147V133L146 134H148L147 136H146V134H145V132H144V134H142L143 133V131H146V129L147 128ZM237 127H238V129H237ZM241 127V128H240ZM242 127H244V128H242ZM36 128V129H35ZM41 128H42V126H41ZM45 128V129H44ZM59 128V129H58ZM66 128H69V129H66ZM71 128V129H70ZM76 129V130H73V129ZM92 128V129H91ZM220 128H221V126H220ZM40 129V130H39ZM52 129H53V131H52ZM55 129V130H54ZM105 129V130H104ZM135 129V130H134ZM240 129V130H239ZM65 131V132H63V131ZM69 130V131H68ZM73 130V131H72ZM94 130V131H93ZM122 130V131H121ZM129 130V131H128ZM143 130V131H142ZM242 130V131H241ZM246 132H244V131ZM247 130V131H246ZM26 131H28V132H26ZM50 131H51V133H50ZM57 131V132H56ZM93 131V132H92ZM132 131V132H131ZM249 131V132H248ZM41 132V133H40ZM52 132H53V134H54V136L56 135V137H54L53 136V134H52ZM67 132V135L65 134ZM132 136V134H134V136H135V134H137L136 136H135V138H134V136H132L133 137V139H132V137L128 134V133ZM133 132H135V133H133ZM149 132V133H148ZM245 134V137H244V134ZM249 134H248V133ZM23 133V134H24ZM47 135H45V134ZM71 133V134H70ZM93 133V134H92ZM127 133V134H126ZM132 133V134H131ZM163 133V134H162ZM167 133V132H166ZM162 134V135H161ZM45 137H44V136ZM52 135V136H51ZM64 135V136H63ZM74 135H75V137H74ZM141 135V136H140ZM149 135H151V136H149ZM160 135V136H159ZM252 135V136H251ZM43 136V137H42ZM59 136V137H58ZM71 136V137H70ZM127 136H129V137H127ZM139 137V139H138V137ZM144 136V137H143ZM153 136H155V137H153ZM247 136H248V138H247ZM53 137V138H52ZM65 137V138H64ZM74 137V138H73ZM137 137V138H136ZM141 137H143V138H141ZM147 137V138H146ZM161 137V138H160ZM252 137L254 138V139H252ZM39 138V139H38ZM54 140H52V139ZM67 138L69 139V140H67ZM72 138L74 139V140H72ZM76 138V139H75ZM141 138V139H140ZM240 138H238V139H240ZM243 138H245V139H243ZM35 139V140H34ZM47 139V140H46ZM61 139H63L62 141H61ZM85 139V140H84ZM132 139V140H131ZM136 139H138V140H136ZM147 139H149V140H147ZM157 139V141L155 142V140ZM252 139V140H251ZM51 140V141H50ZM56 140V141H55ZM58 140V141H57ZM135 140L137 141L136 143H135ZM154 140V141H153ZM241 140V139H240ZM245 140V141H246ZM249 140V141H248ZM41 141V142H40ZM46 141V142H45ZM52 141H53V144H52ZM76 141V142H75ZM139 141V142H138ZM55 142H57L56 144H58V145H55ZM59 142V143H58ZM75 143V145H78L77 146V148H76V146L74 145V143ZM144 142V143H143ZM149 142V143H148ZM152 144H151V143ZM35 143V144H34ZM49 143V144H48ZM67 143V144H66ZM91 145H89V144ZM106 143V144H105ZM135 143V144H134ZM138 143V144H137ZM140 143V144H139ZM51 144V145H50ZM79 144H80V146H79ZM93 144V145H92ZM96 144V145H95ZM38 145V146H37ZM53 145V146H52ZM63 145H64V147H63ZM67 145V146H66ZM82 145V146H81ZM88 145V146H87ZM99 145V146H98ZM101 145H102V147H101ZM104 145V146H103ZM130 145H132V146H130ZM140 145V146H139ZM251 145H253V147L251 146ZM255 145V146H254ZM84 146H85V148H84ZM101 147L103 150H101V148H98V147ZM107 146V148L108 149H106L105 147ZM114 146V147H113ZM136 146V147H135ZM36 147H38V148H36ZM41 149H40V148ZM48 147H46V148H48ZM76 149H75V148ZM88 147V148H87ZM93 147H94V149H93ZM98 149H97V148ZM112 147V148H111ZM130 147H132V148H130ZM138 147V148H137ZM45 148V149H46ZM70 148V147H69ZM79 148V149H78ZM83 148V149H82ZM87 148V149H86ZM121 148V149H120ZM136 148V149H135ZM150 148V149H149ZM34 149H36V150H34ZM56 149V148H55ZM80 149H82V150H80ZM85 149V150H84ZM99 149L102 151V152H105L106 153V155H108L107 157L105 156V153H104V155L103 154H101V155H103L102 156V159H103V157L105 156L106 158H105V160H103V162L104 163H106V164H104L103 165V162L101 161L102 159H101V157L99 158V159H101L100 161H98V163H99V165H98V169L96 168L97 167V163L95 164V169H93L94 168V163H92L93 161H94V159H93V161H92V158H93V153H95V150L97 151H99ZM106 149V150H105ZM131 149H132V152H131ZM138 149H139V151H138ZM144 149H146V150H144ZM221 150H222V148H220ZM44 150V149H43ZM42 150V151H43ZM51 150V149H50ZM59 150H54V151H59ZM60 150V151H61ZM93 150V151H92ZM135 150H137V151H135ZM145 151V152H143V151ZM148 150V151H147ZM17 151V149L15 150V151H12V152H14V153H16V154H12V153H10L9 155H10V157H8L7 159H8V161H7V163H6V165L8 164V166L12 169V168H15V167H18V166H21V163L22 164H24V165H26V166H28V161H29V159H30V156L28 155H26L25 156V154H23L24 152H19L18 153V151ZM59 151V152H60ZM101 151H99V153H101ZM128 151V152H127ZM152 151H153V154H152ZM216 151L217 152H219V153H217L218 154V157H214V160H213V156H216ZM37 152V154H33V153H36ZM55 152V153H56ZM125 152H127V153H125ZM241 152V153H240ZM245 152H247V151H245ZM244 152V154L240 157V161H238V160H235V161H238L240 164H242V167L243 168H247L248 167V165H249V167H254L255 165H257L256 167H259V166H263V163H260V164H258L259 162H258V160H255L256 158H259L262 154L261 153H259L260 154V156H259V154L258 155H255V153L253 154V152L252 151H249L248 150V153H245ZM42 153V152H41ZM72 153V154H73ZM109 153V154H110ZM116 153V154H115ZM117 153H118V155H117ZM143 153V154H142ZM240 153V154H239ZM252 153V154H251ZM23 154V155H22ZM124 155V156H122V155ZM127 154H129V156L127 155ZM131 154V155H130ZM136 154V155H135ZM140 154H142V156H140ZM145 154V155H144ZM151 154V155H150ZM213 154H215V155H213ZM226 154H228V155H226ZM245 154H247V155H245ZM85 155V156H84ZM111 155V154H110ZM134 155V156H133ZM138 155V156H137ZM148 155H150V156H148ZM155 155V156H154ZM225 155H226V157H225ZM255 155V156H254ZM23 156V157H22ZM31 156V157H32ZM91 156V157H90ZM115 156V157H114ZM133 156V158H131ZM144 156V157H143ZM153 156V157H152ZM22 157V158H21ZM28 157V158H27ZM39 157V156H38ZM117 157V158H116ZM126 157H129V160H128V158H126ZM148 157V158H147ZM211 158L212 159V161H210V159L209 158ZM264 156H261V159H264L263 158ZM24 158V159H23ZM27 158V159H26ZM137 158V159H136ZM142 158V159H141ZM209 160H208V159ZM90 159H91V161H90ZM99 159H97V160H99ZM155 159V160H154ZM162 159H163V161H162ZM165 159V160H164ZM183 159H185V161L183 160ZM203 159H204V157H203ZM206 159L208 160V161H210V164H211V168H212V166H214V167H216V169H218V170H216L214 167H213V169H212V171H211V168H210V164H208V161L206 162ZM216 159V160H215ZM220 159H218V160H220ZM234 159H232V160H234ZM242 159H244V160H242ZM252 159V160H251ZM24 160V161H23ZM96 160V159H95ZM96 160V161H97ZM115 160V161H114ZM138 162H137V161ZM142 160V161H141ZM146 160V161H145ZM157 160H158V162H157ZM191 160L194 162H191ZM106 161H108V160H106ZM114 161V162H113ZM149 161V162H148ZM152 161V162H151ZM155 161H156V163H155ZM166 161V162H165ZM244 161V162H243ZM245 161H246V163H245ZM261 161H263V160H261ZM260 161V162H261ZM161 162L163 163V164H161ZM169 164H168V163ZM184 162V163H183ZM185 162H186V164H185ZM190 162H191V164H190ZM196 162V163H195ZM206 162V163H205ZM44 163V162H43ZM90 163V164H89ZM93 165H92V164ZM108 163V164H107ZM143 165H142V164ZM146 163V164H145ZM153 163V164H152ZM166 163V164H165ZM180 163V164H179ZM198 163H200V162H198ZM212 163H214V164H212ZM75 164V165H74ZM85 164V165H86ZM101 164V165H100ZM137 164V165H136ZM157 164V165H156ZM160 164V165H159ZM182 164L184 165V166H182ZM187 164H188V166H187ZM193 164V165H192ZM197 164V165H196ZM248 164V165H247ZM262 164V165H261ZM23 165V166H24ZM74 165V166H73ZM103 165V166H102ZM120 165V166H121ZM134 165V166H133ZM142 167H141V166ZM154 165V166H153ZM158 165L159 166H161V168L159 169V167H158ZM164 165H168L167 167H164V168H162ZM194 165H195V167H194ZM254 165V166H253ZM259 165V166H258ZM22 166V167H23ZM25 166V167H26ZM79 166V167H78ZM93 168H92V167ZM102 166V167H101ZM128 166V170H130V171H128L127 170V167ZM193 168H192V167ZM199 166H200V164L198 165V167L197 168H199ZM76 167H78V168H76ZM100 167V168H99ZM136 167V168H135ZM158 167V168H157ZM182 167V168H181ZM190 167V168H189ZM218 167V168H217ZM74 170H73V169ZM82 168V169H81ZM86 168H88L87 169V171H86ZM104 168V169H103ZM118 168V169H117ZM122 168V169H121ZM133 169V171H134V174H133V171H132V169ZM141 168V169H140ZM165 168L167 169V171H165ZM179 168V169H178ZM183 168H184V170H183ZM193 169L194 170V172L196 173H193V171L191 170V172H190V170L189 169ZM78 169V170H77ZM157 169H159V170H157ZM177 169V170H176ZM97 170V171H96ZM135 170H136V172H135ZM153 170H154V172L155 171H157V172H153ZM162 170V171H161ZM199 170H200V172H199ZM84 171V172H83ZM86 171V172H85ZM93 171V172H92ZM104 171V172H103ZM128 171V173L126 174V172ZM159 171V172H158ZM161 171V172H160ZM164 171V172H163ZM187 171H188V173H187ZM205 171V172H204ZM75 172V173H74ZM82 172V173H81ZM91 172V173H90ZM95 172V173H94ZM97 172H98V174H97ZM105 172L107 173V174H109V175H111L112 177L110 178V177H108L107 176V174H105ZM138 172V173H137ZM144 172H146V173H144ZM207 172H208V175H207ZM213 172V173H212ZM72 173V174H71ZM85 173V174H84ZM113 173V172H112ZM137 173V174H136ZM143 173L145 174V175H143ZM152 173H154V174H152ZM191 173L192 174H195V176L194 177H192L191 176ZM215 173V175H213ZM71 174V175H70ZM76 174V175H75ZM80 174V175H79ZM89 175V176H91L90 178H89V176H87V175ZM95 174H97V175H99L98 177H97V175H95ZM102 176H101V175ZM148 176H151V177H148ZM150 174V175H149ZM200 174H201V176H200ZM212 174V175H211ZM220 176H218V175ZM74 175V176H73ZM77 175H78V178H77ZM85 175V176H84ZM93 175V176H92ZM127 175V176H126ZM129 175V176H128ZM135 175V176H134ZM154 175V176H153ZM203 175V176H202ZM12 176V175H11ZM18 176V175H17ZM17 176H12L13 177V181H14V183L16 182V183H18V181H19V179L17 180L16 178H19V177H17ZM101 176V177H100ZM107 176V177H106ZM123 176V178H121ZM133 176L134 177H136L135 179L133 178ZM143 176H145V177H143ZM156 176H158V174L156 175ZM165 176H166V178H165ZM209 176H211L210 178H211V180L209 179ZM217 178V179H219V180H217L215 177ZM219 178H218V177ZM11 177V178H12ZM71 177V178H70ZM75 177V178H74ZM82 179H80V178ZM84 177V178H83ZM86 177H87V179L89 180H87L86 179ZM93 177V178H92ZM100 177V178H99ZM132 179H131V178ZM164 177V179H162ZM190 177H188V178H190ZM206 177V179H204ZM207 177H208V179H207ZM212 177H214V180L212 179ZM99 178V179H98ZM108 178V179H107ZM120 178H121V180H120ZM126 178V179H125ZM129 178V179H128ZM151 178V179H150ZM156 178V177H155ZM223 178V177H222ZM228 178V179H227ZM230 178H232V179H230ZM69 179H70V181H69ZM73 179V180H72ZM74 179H76V181L74 180ZM79 179V180H78ZM94 179H96V180H94ZM98 179V180H97ZM107 179V180H106ZM133 180L135 183H134V186H133V183H131V182H133V181H131V180ZM145 179V180H144ZM158 179H156V180H158ZM191 179V180H192ZM238 179V178H237ZM242 179V178H241ZM17 180V181H16ZM62 180H64V179H62ZM78 180V181H77ZM90 180H92V182H90ZM99 180H101V181H99ZM124 180V181H123ZM130 180V181H129ZM138 180H141V181H138ZM155 180V179H154ZM163 180V181H162ZM223 180H226L225 182L223 181ZM67 181H69V182H67ZM73 181H75V182H73ZM81 181V183H78V182H80ZM107 181V182H106ZM112 181V180H111ZM121 181V182H120ZM162 181V182H161ZM65 182V183H64ZM67 182V183H66ZM73 182V183H72ZM84 182V183H83ZM85 182H87V183H85ZM89 182V183H88ZM95 182V183H94ZM139 182V183H138ZM158 181H157V186H158V183H159ZM200 182V181H199ZM198 182V183H199ZM242 182V183H241ZM252 182V183H251ZM15 183V184H16ZM63 183L65 184V185H63ZM72 183V184H71ZM91 183V184H90ZM94 183V184H93ZM99 183V184H98ZM126 183H128V185L126 184ZM131 183V184H130ZM230 183V184H229ZM244 183V184H243ZM255 183H256V185H255ZM20 183H18V185H19ZM78 184H81V185H79V186H77ZM88 184V185H87ZM97 184V185H96ZM101 184V185H100ZM120 184H121V186L122 187H120ZM139 184V185H138ZM145 185H147L146 183H144ZM197 184V185H196ZM237 184V185H236ZM70 185H74V186H70ZM99 185V186H98ZM117 185H119L117 188H115ZM196 185V186H195ZM225 185V186H224ZM261 185H262V187H261ZM63 186H65V187H63ZM77 186V187H76ZM86 186H88V187H86ZM94 186V187H93ZM95 186H97V187H95ZM131 186V187H130ZM242 186V187H241ZM69 189H67V188ZM79 187V188H78ZM83 187V188H82ZM85 187V188H84ZM92 187V188H91ZM125 187V188H124ZM159 187V186H158ZM229 187V188H228ZM239 187V188H238ZM241 187V188H240ZM250 187V188H249ZM46 188H48V189H46ZM66 188V189H65ZM72 188V189H71ZM120 188H122V189H120ZM162 188V189H161ZM250 190H249V189ZM262 190H261V189ZM46 189V190H45ZM83 189V190H82ZM93 189V190H92ZM128 189L126 188V191H128ZM163 191V192H160L161 190ZM234 189V190H233ZM249 190V193H248V190ZM25 191H26V189H24ZM44 190V191H43ZM64 190V191H63ZM66 190V191H65ZM72 191V192H70V193H72V194H69V192L68 191ZM75 190H77V191H75ZM86 190V191H85ZM185 190H187V189H185ZM232 190V191H231ZM245 190H247V192H245ZM89 191V192H88ZM100 191V192H99ZM103 191V190H102ZM125 191V190H124ZM128 191V192H129ZM159 191V192H158ZM188 191V190H187ZM241 191V192H240ZM260 191V192H259ZM51 192V193H50ZM77 192V193H76ZM87 192H88V194H87ZM120 192H118V193H120ZM224 192V191H223ZM258 192H259V194H258ZM80 193V194H79ZM95 193V194H94ZM121 193H123V191L121 192ZM161 193V194H160ZM189 193V194H188ZM240 193V194H239ZM246 193V194H245ZM52 195V194H54L53 195V197L51 196V200L49 199V197H50V195ZM64 194V195H63ZM75 194V195H74ZM93 195V197L91 196V195ZM98 194V195H97ZM127 194H129V193H127ZM154 194H156V191L154 192ZM186 194V195H185ZM244 194V195H243ZM256 194H258L257 196H256ZM4 195V196H3ZM71 195V196H70ZM77 195V196H76ZM79 195V196H78ZM160 195V196H159ZM206 195V196H205ZM3 196V197H2ZM81 196V197H80ZM237 196V197H236ZM253 196V197H252ZM255 196V197H254ZM63 199H62V198ZM71 197H73V198H71ZM80 197V198H79ZM95 197V198H94ZM153 197V196H152ZM230 197V198H229ZM246 197H248V196H246ZM57 198H58V201H57ZM68 198V199H67ZM79 198V199H78ZM204 198V199H203ZM254 198V199H253ZM65 199V200H64ZM81 199V200H80ZM97 199V200H96ZM157 199L158 200H162V201H158L157 202ZM239 199H237V200H239ZM1 200V199H0ZM2 200H1V202H2ZM40 200V198H39V202L41 201ZM47 200H49V201H47ZM53 200V201H52ZM63 200V201H62ZM78 200V201H77ZM220 200V202H221V204H222V201ZM57 201V202H56ZM68 201V202H67ZM180 201H181V203H180ZM207 201V200H206ZM219 201V200H218ZM227 201V200H226ZM254 201L252 202V203H254ZM0 202V203H1ZM8 202V203H7ZM60 202H62V203H60ZM78 202V203H77ZM250 202V201H249ZM46 203V204H47ZM71 203V204H70ZM192 203V204H191ZM47 204V207L49 206ZM60 204V205H59ZM62 204V205H61ZM64 204V205H63ZM69 204V205H68ZM79 204V205H78ZM150 204V205H149ZM165 206H164V205ZM180 204H181V206H180ZM184 204V205H183ZM11 206V208H9V207H7V206ZM43 205H44V207H43ZM59 205V206H58ZM73 205V206H72ZM149 205V208H148V210H147V206ZM159 205V206H158ZM193 205V206H192ZM219 205H220V203H219ZM4 206H5V208H4ZM55 206H57V207H55ZM79 206H80V208H79ZM100 206H101V209H100V211H99V208H100ZM152 206V207H151ZM161 206H162V208H161ZM165 208H164V207ZM167 206V207H166ZM59 207H60V209H59ZM150 207H151V209H150ZM156 209H155V208ZM4 208V209H3ZM67 208V209H66ZM70 208V209H69ZM76 208V209H75ZM83 208H85V209H83ZM89 208V209H90ZM94 208L96 209V206H94ZM158 208V209H157ZM50 209V210H49ZM150 209V210H149ZM185 209V210H184ZM39 210V211H38ZM45 210H46V212H45ZM58 210H60V211H58ZM76 210V212L74 213V211ZM78 210H80V211H78ZM81 210H82V212H81ZM153 210V212H151ZM154 210H156V211H154ZM168 210V211H167ZM233 210H235V209H232V210H225L224 212L226 213V215H225V213H224V217L225 218H227V216L228 217H230V216H234V214L236 215L237 213L236 212H238V209H236L235 211H233ZM2 211L4 212V213H2ZM50 211H51V213H50ZM53 211V212H54ZM67 211V212H66ZM191 211V212H190ZM81 212V213H80ZM158 212V213H157ZM49 213H50V215H49ZM72 213H73V215H72ZM102 213V214H101ZM105 213V214H104ZM107 213V214H106ZM139 213V214H140ZM154 213V214H153ZM157 213V214H156ZM187 213V214H186ZM47 214V215H46ZM163 214V215H162ZM182 214V215H181ZM183 214H185V215H183ZM193 214L195 215V216H193ZM79 215H78V217H79ZM141 215V214H140ZM140 215H138V216H140ZM156 215V216H155ZM167 215V216H166ZM210 215V214H209ZM214 215V214H213ZM223 215V214H222ZM80 216H82V215H80ZM101 216V217H100ZM153 216V217H152ZM12 217V218H11ZM149 217V218H148ZM151 217V218H150ZM198 217V218H197ZM204 217V218H203ZM14 218V219H13ZM52 218V219H51ZM110 220H109V219ZM168 218V219H167ZM182 218H183V220H182ZM186 218V219H185ZM195 218V219H194ZM28 219V220H27ZM106 219V220H105ZM201 219H202V221H201ZM14 222H13V221ZM138 220H137V223H139L138 222ZM148 220H147V222H148ZM155 220V221H154ZM165 220V221H164ZM187 221V222H183V221ZM195 220V221H194ZM12 223H11V222ZM16 221V222H15ZM107 221V222H108ZM161 221V222H160ZM22 222V223H21ZM201 222H202V225H201ZM15 223V224H14ZM25 223V224H24ZM156 223H158V224H156ZM160 223V224H159ZM183 223H184V225H183ZM8 224V225H7ZM13 224V225H12ZM150 224H152V225H150ZM153 224H155V225H153ZM169 224V225H168ZM177 224V225H176ZM188 224V225H187ZM22 225V226H21ZM27 225V226H26ZM165 225V226H164ZM167 225V226H166ZM201 227H200V226ZM9 226V227H8ZM120 226V225H119ZM142 226L144 227V228H142ZM148 226H149V228H148ZM154 226V227H153ZM158 226H160V228L158 227ZM175 226V227H174ZM177 226V227H176ZM183 226V227H182ZM7 227V228H6ZM116 227V225L115 226H113V228H115ZM121 227V226H120ZM138 227V228H139ZM188 227V228H187ZM9 228V229H8ZM137 228V229H138ZM153 228H154V230H153ZM156 228V229H155ZM164 228V229H163ZM197 228V229H196ZM207 228V229H206ZM12 229V230H11ZM70 229V230H69ZM144 229H146V230H144ZM148 229V230H147ZM200 229H202L201 231H198V230H200ZM210 229V230H209ZM10 230V231H9ZM142 230V231H141ZM158 230V231H157ZM163 230V231H162ZM187 230V231H186ZM190 230H192V231H190ZM198 232H197V231ZM208 230H209V232H208ZM214 230V229H213ZM51 231V232H50ZM152 231V232H151ZM153 231H155L154 233H153ZM46 232H47V234H50V233H52V235H54L55 234V236H57V237H54V236H50L51 238H50V240H48V242L49 243H46V239H49V235H47V237H43V236H46L45 234H46ZM54 232V233H53ZM71 232V233H70ZM143 232V233H142ZM144 232H145V235H144ZM150 232V233H149ZM157 232V233H156ZM166 232V233H165ZM206 232H208V234L206 233ZM136 233V234H135ZM198 235V236H196V241H194V240H192V239H195L194 237H193V235ZM194 233H196V234H194ZM199 233V234H198ZM42 234H44L43 236H42ZM73 236V235H75V236H71V235ZM155 234V235H154ZM168 236H167V235ZM190 234V235H189ZM201 234H204V235H201ZM209 236V238L208 237H206L207 235ZM224 234V233H223ZM51 235V234H50ZM83 237H82V236ZM84 235H85V238L87 237V236H89V237H87L86 239L88 240V241H86L85 239L84 240H82L83 238H84ZM158 235V236H157ZM163 235V236H162ZM166 235V236H165ZM40 236H42V238L40 237V239H39V237ZM81 236V237H80ZM162 236V237H161ZM191 236V237H190ZM200 236V237H199ZM204 236V237H203ZM219 236V235H218ZM35 237H38V238H36L35 239ZM64 237V238H63ZM91 237V238H90ZM96 238V240H92L93 238ZM137 237V238H136ZM150 237V238H149ZM202 237V238H201ZM221 236H219V238H220ZM53 238H55V239H53ZM57 238V239H56ZM63 238V239H62ZM68 238V239H67ZM72 238H74V239H77V240H72ZM82 238V239H81ZM88 238H90V240L88 239ZM98 238V239H97ZM104 238V240H101V239H103ZM106 238V239H105ZM135 238V239H134ZM147 238V239H146ZM208 238V239H207ZM211 238V239H210ZM32 239H34V240H32ZM45 239V240H44ZM59 239V240H58ZM62 239V240H61ZM156 239V240H155ZM161 239V240H160ZM166 239V240H165ZM187 239V240H186ZM210 239V240H209ZM37 240H38V242H37ZM56 240V241H55ZM65 240V241H64ZM66 240H67V243H65L66 242ZM80 240H82V241H80ZM137 240V241H136ZM159 240V241H158ZM182 240V241H181ZM205 240V241H204ZM211 240H213V241H211ZM227 240V241H226ZM50 241H51V243H50ZM53 241V242H52ZM64 241V242H63ZM75 241H78V242H80L78 245H77V243H76V245H74L75 244ZM91 241V242H90ZM100 241V242H99ZM148 241V242H147ZM156 241V242H155ZM164 241V242H163ZM188 241V243L189 244H191V245H189L188 243H186ZM222 241V242H221ZM226 241V242H225ZM58 242V243H57ZM74 242V243H73ZM83 242H85V243H83ZM88 242V243H87ZM94 242V243H93ZM118 242V243H117ZM154 242V243H153ZM195 242V243H194ZM198 242V243H197ZM53 243V244H52ZM90 243H92V244H90ZM207 243V244H206ZM211 243H213L212 245H211ZM227 243V244H226ZM86 244H88L87 245V247H86ZM96 246H95V245ZM120 244V245H119ZM138 244V245H137ZM145 244V245H144ZM155 244V245H154ZM223 244V245H222ZM92 245V246H91ZM95 247H94V246ZM206 245V246H205ZM208 245V246H207ZM226 247H225V246ZM77 246H78V248H77ZM112 246V247H111ZM154 246V247H153ZM206 248H205V247ZM2 247V248H1ZM72 247V248H71ZM92 247V248H91ZM115 247V248H114ZM151 247V248H150ZM161 247V248H160ZM182 247V248H181ZM210 247V248H209ZM80 248H82V249H80ZM86 248H88V249H86ZM94 248V249H93ZM96 248H97V250H96ZM101 248V249H100ZM103 248H104V250H103ZM111 248V249H110ZM222 248V249H221ZM91 251H90V250ZM107 249H109V250H107ZM114 249V250H113ZM202 249H204V250H202ZM79 250V251H78ZM92 250H93V252H92ZM102 250V251H101ZM107 250V251H106ZM145 250V251H144ZM152 250V251H151ZM161 250V251H160ZM124 251V252H123ZM138 251H139V253H138ZM163 251V252H162ZM212 251V252H211ZM11 252H13V253H11ZM81 252V253H80ZM100 252H103L102 253V258H101V254H100ZM107 252V253H106ZM111 252V253H110ZM116 252V253H115ZM123 252V253H122ZM128 252V253H127ZM132 252V253H131ZM143 252V253H142ZM15 253V254H14ZM86 253V254H85ZM89 253H91V254H89ZM93 253H96L97 255H95V254H93ZM106 253V254H105ZM109 253V254H108ZM134 253V254H133ZM205 253V254H204ZM7 254H8V256H7ZM80 254H81V256H80ZM100 254V255H99ZM124 254H126V255H124ZM147 254V255H146ZM152 256H151V255ZM163 254V255H162ZM20 255V256H19ZM82 255H85L83 258H82ZM89 255H92V256H89ZM93 255H95V257L93 256ZM104 255H106V256H108V257H105ZM129 255V256H128ZM212 255V256H211ZM8 257V258H5V257ZM36 256V257H35ZM77 258H76V257ZM98 256V257H97ZM104 256V257H103ZM149 256V257H148ZM157 256V257H156ZM180 258H179V257ZM219 256V257H218ZM221 256H223V258H225L224 260L222 259V257ZM11 257V258H10ZM13 257H16V258H13ZM73 257V258H72ZM78 257H80V260H78L79 258ZM145 257V258H144ZM208 257V258H207ZM13 258V259H12ZM19 258V259H18ZM25 258H28V259H25ZM30 258V259H29ZM37 259V260H35V259ZM76 258V259H75ZM82 258V259H81ZM157 258H158V260H157ZM220 258V259H219ZM6 259H7V261H6ZM22 259H23V261H22ZM96 259H97V261H96ZM105 259V260H104ZM122 259H124V260H122ZM126 259V260H125ZM163 259H165V260H163ZM222 259V260H221ZM11 260H13V261H11ZM16 260V261H15ZM19 260H20V262H19ZM25 260V261H24ZM33 260V261H32ZM74 260H78L77 262H75ZM100 260V261H99ZM101 260H103V261H101ZM106 260H108V261H106ZM154 260H156V261H154ZM10 261V262H9ZM84 261V260H83ZM84 261V263L86 264V262ZM131 261V262H130ZM166 261V262H165ZM12 262V263H11ZM24 262H26V263H24ZM67 262V263H66ZM95 262V263H94ZM128 262V263H127Z\"/></svg>",
	"mask_w": 264,
	"mask_h": 264
},
{
	"label": "bare ground",
	"instance_id": "2",
	"mask_svg": "<svg viewBox=\"0 0 264 264\" xmlns=\"http://www.w3.org/2000/svg\"><path fill=\"white\" fill-rule=\"evenodd\" d=\"M96 0H94L93 2L95 3V7H93V8H95V9H98L99 8V6H98V8H97V6H96V4L98 5V3H96L95 2ZM107 1H109V0H106V2ZM117 1V0H116ZM147 1V0H146ZM150 1V0H149ZM153 1V0H152ZM151 1V2H152ZM154 1H156V0H154ZM158 1V0H157ZM161 1V0H160ZM160 1L159 2H157V3H160ZM163 1V0H162ZM171 1V0H170ZM173 1V0H172ZM165 2H168V1H165ZM175 2V1H174ZM253 2V1H252ZM1 3V2H0ZM110 4H111V2H109ZM108 3V4H109ZM132 3V2H131ZM145 3V2H144ZM146 3H148L149 4V2H146ZM155 3V2H154ZM173 2H170V4H172ZM255 3V2H254ZM2 4V3H1ZM45 4V3H44ZM147 4V5H148ZM150 4H153V2L152 3H150ZM163 4H164V2H163ZM162 4V5H163ZM226 4V3H225ZM228 4V3H227ZM124 5V4H123ZM142 5H145V4H142ZM155 5V4H154ZM157 5H161V4H156L154 7H156ZM162 5L160 6V7H162ZM168 5H169V3H168ZM177 5V4H176ZM199 5V4H198ZM242 5V4H241ZM261 5H263V10L261 9L260 10V12H259V16H257L258 17V19H256V20H258L259 21V23H260V26L262 27V29H263V32H264V0L262 1V4ZM8 6V5H7ZM11 6V5H10ZM39 6V5H38ZM49 6V5H48ZM93 6V5H92ZM146 6V5H145ZM12 7V6H11ZM37 7V6H36ZM46 7H47V5H46ZM50 7V6H49ZM48 7V8H49ZM88 7H89V5H88ZM159 7V6H158ZM160 7L159 8H157V9H159L160 10ZM172 7V6H171ZM178 7V6H177ZM16 8V7H15ZM58 8V7H57ZM90 8V7H89ZM88 8V9H89ZM108 8V7H107ZM121 8V7H120ZM137 8V7H136ZM143 8V7H142ZM150 8V7H149ZM170 5L169 6H167V5H165V6H163L162 8H161V15L160 16H156V17H153V19H151V21L149 20V19H147L148 18V15H149V17H150V13H149V10L147 11L148 13V15H146V18L144 17V19H147V23H145V22H143V23H145V24H148L149 22V25H145V26H141V25H139L138 26V28H137V24H139V23H137L136 21H137V19L139 18V16H138V18H136V16H132V15H134V14H131L129 17H128V19H127V16H126V19H121V21H118L117 23H112L113 25L112 26H116V27H114V28H116V29H118V30H116L115 31V29H114V31L115 32H113V33H111V32H108V31H106L107 30V24H105V29H103V27L104 26H100L99 27V25L97 24V29H96V27H95V29L97 30V32L99 33L98 35H100V41L101 42H106V43H108L109 44V46H111V48L113 47V50H114V52L117 54V56L119 57V59L120 58H122L124 61H120L122 64H124V65H122V66H124V67H120L119 66V68L117 67V64H116V67H117V69L116 68H112V69H110V70H114V69H116L117 71H114V72H112L113 74H114V76L116 75L117 76V74H118V77H120L121 78V76H123V74L121 75V73L123 72V73H125V69H126V66L127 65H125V61L126 60H128L127 62H126V64H129L128 62H129V60H133V59H135L134 57L137 55V56H139L140 54H141V52L142 51H144V49H145V47L144 46H146V43L148 42V43H150V41H151V38L154 36V37H157V36H160V35H162V34H164L165 32H167L166 30L169 28H167V26L170 24L169 22H172L171 20H170V17H169V15H168V11H170ZM253 8H254V6H253ZM19 9V8H18ZM22 9V8H21ZM40 9V8H39ZM50 9V8H49ZM87 9V8H86ZM91 9V8H90ZM101 9H103V8H101ZM101 9H99L98 11L97 10H94L97 14H98V17L99 18H103V15H106V14H103L100 10ZM122 9V8H121ZM143 9H145V8H143ZM148 9V8H147ZM223 9V8H222ZM225 9V8H224ZM9 10H11V9H9ZM24 10V9H23ZM56 10V9H55ZM91 10H93V9H91ZM91 10H90V12H91ZM107 10V9H106ZM127 10V9H126ZM174 10V9H173ZM196 10V9H195ZM16 11V10H15ZM14 11V12H15ZM46 11H48V10H46ZM103 11V10H102ZM114 11V10H113ZM123 11V10H122ZM136 11V10H135ZM141 11H143L144 12V10H141ZM151 11V10H150ZM153 11H155V10H153ZM152 11V12H153ZM194 11V10H193ZM262 11V12H261ZM11 12H13V10H11ZM19 12V11H18ZM49 12V11H48ZM50 12H51V9H50ZM49 12V13H50ZM56 12V11H55ZM89 12V11H88ZM116 12L117 11H114V14H116ZM137 12V11H136ZM135 12V13H136ZM151 12V13H152ZM158 12V11H157ZM171 12V11H170ZM173 12V11H172ZM225 12L226 13H230L231 11H230V6H229V4L227 5V7H226V10H225ZM27 13V12H26ZM48 13V14H49ZM51 13H53V12H51ZM86 13H87V11H86ZM107 13V12H106ZM108 13L109 14H111V12H109L108 11ZM125 13H128V12H125ZM130 13V12H129ZM138 13V12H137ZM7 14H9V13H7ZM37 14H39V13H37ZM42 14V13H41ZM91 14H92V12H91ZM103 14V15H102ZM118 14V13H117ZM155 14V13H154ZM159 14H160V12H159ZM174 14V13H173ZM192 14V13H191ZM246 14V13H245ZM13 15H15V13H13ZM17 15V14H16ZM15 15V16H16ZM50 15V14H49ZM158 15V14H157ZM227 15V14H226ZM258 15V14H257ZM1 16V15H0ZM10 16V15H9ZM68 16H71V15H68ZM92 16H93V14H92ZM94 16H95V14H94ZM108 16V15H107ZM110 16V15H109ZM112 16V15H111ZM121 16V15H120ZM144 16V15H143ZM185 16V15H184ZM8 17V16H7ZM12 17V16H11ZM18 17V16H17ZM16 17V18H17ZM97 17V16H96ZM123 17V16H122ZM256 17V18H257ZM51 18H53L52 16H51ZM69 18V17H68ZM99 18L97 19V21L99 20ZM113 18H114V16H113ZM120 18V17H119ZM156 18V19H155ZM251 18V17H250ZM4 19V18H3ZM7 18H6V16H5V20H6ZM20 19H21V17H20ZM112 19V18H111ZM118 19V18H117ZM172 19H174V18H172ZM196 19V18H195ZM226 19H228V16H227V18ZM230 19H231V17H230ZM7 20H9V19H7ZM12 20V19H11ZM18 20V19H17ZM105 20H106V18H105ZM113 20V19H112ZM111 20V21H112ZM188 20V19H187ZM197 20V19H196ZM200 20V19H199ZM229 20V19H228ZM227 20V21H228ZM253 20V19H252ZM13 21H15V18L13 19ZM109 21V20H108ZM110 21V22H111ZM230 21V20H229ZM8 22V21H7ZM54 22V21H53ZM104 22V21H103ZM114 22H116L115 20H114ZM142 22V21H141ZM177 22V21H176ZM182 22V21H181ZM1 23V22H0ZM10 23H12V22H10ZM97 23H99V21L97 22ZM108 24H109V22H107ZM173 23V22H172ZM232 23V22H231ZM2 24V26H3V23H1ZM100 24V23H99ZM176 24V23H175ZM227 24L228 23H226V26H227ZM4 25H6V24H4ZM8 25V24H7ZM104 25V24H103ZM110 25V24H109ZM108 25V27L109 28H111V26H109ZM144 25V24H143ZM198 25V24H197ZM232 25V24H231ZM1 26V25H0ZM2 26H1V28H0V31L1 32H3L2 30ZM23 26V25H22ZM96 26V25H95ZM222 26V25H221ZM8 26H4V28H7ZM13 27V26H12ZM28 27V26H27ZM140 27H143V28H140ZM171 27H172V25H171ZM228 29H229V33H232V30H231V32H230V29L231 28H229L230 26H229V24H228ZM26 28V27H25ZM83 28V27H82ZM124 28V30H121L120 31V29H123ZM139 28L141 29V30H139ZM167 28V29H166ZM177 28V27H176ZM180 28V27H179ZM197 28V27H196ZM2 29V30H1ZM8 29H9V27H8ZM8 29H6V30H8ZM41 29V28H40ZM170 29V28H169ZM201 29V28H200ZM227 29V28H226ZM82 30V29H81ZM176 30V29H175ZM206 30V29H205ZM4 31H5V29H4ZM19 32V30H15V32ZM24 30H22V32H23ZM26 31V30H25ZM83 31H84V29H83ZM92 31V30H91ZM94 31V30H93ZM111 31V30H110ZM224 31H225V29H224ZM8 32V31H7ZM21 32V36L20 35H18L17 36V40L19 41V39H20V37H21V40H23V38H25V40L21 43V44H23L24 42H26L27 43V40H29V38H31V36H30V34H28L27 32H25V34H24V32L22 33ZM80 32V31H79ZM86 32V31H85ZM26 33H27V36H26ZM48 33V32H47ZM82 33V32H81ZM84 33V32H83ZM87 33H88V31H87ZM87 33H84V34H86L85 35V37L87 36ZM95 34H96V32H94ZM1 35H0V46L1 47H3V49H4V52H6V53H3V52H1V50L3 51V49L2 48H0V75H2V76H0V77H2V78H4V75H6L5 77V81L3 82L4 83V85H3V83L1 82L0 83V162H1V167H2V185H3V190H4V194H5V196L8 198V201L10 202V205L12 206V207H14L13 209H15V208H17V210L18 209H23V208H28V209H33V208H35V209H42L43 210V208L41 207V203H43V201H44V199L43 200H41L43 197H45V196H47V195H42L43 193L44 194H46V193H48V191H46V192H43V193H41V188L42 189H44V187L43 186H45V187H47L45 184L46 183H48L49 185V191L52 189L53 191H51L52 193H57V196H58V194H61V193H59L58 191H60L59 189V187L62 185V183H60L61 181L63 182V181H66L67 180V178H68V176H69V174H68V172H69V169L71 170V167H72V163L71 162H73L74 160H76L77 162H75L74 161V163H78V161L80 160L79 159V157L77 158V159H79V160H77L76 158H74V157H77L78 155H76V153L78 154L79 152L81 153V159H83V155H82V152L84 153V154H86V156L84 157V158H86L87 156H89V155H87V151H89V153H91V151L90 150H88L89 148L91 149V147H87L86 149H87V151H85V152H87V153H85L84 151H78L77 152V146L78 145H75V143H74V145L76 146V150H75V152L73 153V152H71V138H70V140L67 138V140H69V147L68 148H63V150H59V149H57V147H53V148H51V146H50V148L48 147V145H45L46 147H48V148H40L41 149V151L39 152V157L38 156H32L31 154L29 155V153H32V151H33V149H32V144H33V142H32V138H29V136H28V134H26V133H24V131H23V133H19V131H20V129H19V127L21 126H23L22 125V123H23V119H25V118H23L22 116H21V112H25V111H23V110H25V109H27V111L29 110V108H30V110H29V112L31 111V110H33V112L32 113H34V119H35V121H36V123L40 126V129H43V125L44 126H46L47 124H52V121H53V118H56L57 116H56V114L57 113H55V115L54 114H51L50 115V117H49V115L47 116V115H44V111L42 112V110H41V107H39L40 108V110H39V108H37V104L35 105V103H33V101L32 100H30V98H28V95H26V94H24V92H23V90L25 91V89H22L23 88V86H22V88H21V86H19L20 88H18L17 86H18V84H21V82H20V78H19V76H17V75H15V73L14 74H9V73H7V72H10V71H7L9 68H8V66H6V63L8 62H14V60H16L17 59V52H16V54L14 53V51H16V50H14V48H16V46L15 47H13L14 46V42L16 41H14L13 39H16V37L15 38H13V39H11V38H9V39H7L8 41L6 42L5 40H6V38L5 39H2V40H4L5 41V43H7L6 44V46H5V44L4 43H2V42H4V41H2L1 42V38L3 37H6L7 36V34H6V32L4 33H0ZM94 34V35H95ZM201 34V33H200ZM228 34V33H227ZM5 35V36H4ZM29 35V36H28ZM166 35V34H165ZM232 35V34H231ZM230 35V36H231ZM35 36V35H34ZM88 36L89 37H91L90 36V33L88 34ZM93 36V35H92ZM96 36H97V34H96ZM95 36V37H96ZM176 36V35H175ZM36 37V36H35ZM68 37V36H67ZM162 37H164V35L162 36ZM161 37V38H162ZM166 37V36H165ZM40 38V37H39ZM79 38V37H78ZM82 38V37H81ZM83 38H84V36H83ZM97 39H98V37H96ZM158 38V37H157ZM176 38H178V37H176ZM194 38V37H193ZM225 38H226V36H225ZM233 38V37H232ZM36 39V38H35ZM163 39V38H162ZM165 39H167V38H165ZM228 39H230V38H228ZM32 41L34 40V39H31ZM37 40V39H36ZM153 40V39H152ZM177 40V39H176ZM195 40V39H194ZM14 41V42H13ZM31 41V42H32ZM214 41V40H213ZM262 41V40H261ZM101 42H99L98 41V43H96V44H99L100 46H103L102 44H104V43H102L101 44ZM227 42V41H226ZM16 43V42H15ZM29 43V42H28ZM27 43V44H28ZM51 43V42H50ZM59 43V42H58ZM147 43V44H148ZM35 43H32V47L34 48L35 46H33ZM41 44V43H40ZM57 44V43H56ZM87 44V43H86ZM93 44H95V42H93ZM108 44L106 45V47L108 46ZM170 44H171V42H170ZM176 44V43H175ZM16 45V44H15ZM19 45V44H18ZM39 45V43L37 44V46ZM54 45V44H53ZM60 45H61V43H60ZM59 45V46H60ZM89 45V44H88ZM88 45H87V47L86 48H89L88 47ZM155 45V44H154ZM174 45V44H173ZM234 45V44H233ZM20 46V45H19ZM62 46H64V44L62 45ZM84 46V45H83ZM96 46H98V45H96ZM104 46H105V44H104ZM103 46V47H104ZM228 46V45H227ZM18 47V46H17ZM24 47H26L25 45H24ZM28 47V46H27ZM39 47H40V45H39ZM39 47H36V49H38L37 51H39V52H44V51H42V49H41V47H42V44H41V47L39 48ZM85 47V46H84ZM91 48H93L92 46H90ZM95 47V46H94ZM169 47V46H168ZM174 47H175V45H174ZM206 47V46H205ZM31 48V47H30ZM64 48V47H63ZM90 48V49H91ZM98 48V50H99V47H97ZM146 48H147V46H146ZM176 48V47H175ZM231 48V47H230ZM23 49V48H22ZM21 49V50H22ZM35 49V50H36ZM54 49V48H53ZM65 49V48H64ZM69 50H70V47L68 48ZM90 49L88 50V49H86V50H88V52L90 51ZM143 49V50H142ZM177 49V48H176ZM175 49V50H176ZM6 50V51H5ZM57 50V49H56ZM66 50H67V48H66ZM82 50V49H81ZM94 50H96V49H94ZM94 50H93V52H94ZM97 50V51H98ZM101 50V49H100ZM140 50H142L141 52H140ZM169 50H171L170 48H169ZM233 50V49H232ZM232 50L231 49H229V48H227V49H225V55H224V60H223V63L222 64H220V65H222L219 69H215L214 68V70H216V71H214L213 70V72H211V73H208V71L207 70H205V69H199V70H197L198 71V79H199V83H200V89H199V91L197 92V91H195V90H190L189 91V89H188V91L186 90V88L184 89V88H182V86H181V88L179 87V88H177V86H176V83H177V81H176V83L172 86L171 84H170V81H168L166 78H164L165 76H163V78L162 77H160V78H154V80H153V78L152 79H150L151 77V75L149 76L150 78V83H149V86H148V84H146L147 85V90L146 91H144V93H142L143 95H144V97H146L147 98V100H151V98L153 99V100H151V102L152 101H154V102H156V104L157 105H159V104H161L162 105V103H164V102H166V103H169V101H175L176 103L177 102H179L180 104H182L183 105V107H182V109L184 110V113H181V112H179V113H177V112H174V111H176V108L175 109H166V110H172L171 112L170 111H164V109H163V107H159L158 108V111L159 112H157V113H159V115L157 116L156 115V118H154L155 117V115H151V113L149 114V112H151L150 110H148V109H144V111H142V110H140L141 108H139V107H143L144 105H141V103H140V106L139 107H134V108H136V110L133 108V104L131 103V104H128L127 106L125 105V103H122L123 105H120L121 104V102L119 101L118 102V100L122 97L121 95V97H119V99L118 100H115V99H113V101H112V97L110 98V100H111V104H109L110 103V101H109V103H107V108H106V111H105V114L108 116V118L111 116V119H112V117H113V119L114 118H116L118 115L119 116H121V117H123L124 119H125V121L127 122L126 124H124V125H127V124H130V122H132L131 120L133 119L134 120V116L136 117L137 115H139L138 117H140V119H142V121H144V123L143 122H141V124L143 123V125L145 124V122L146 121H148V122H151V123H153L154 125H153V127H156V129L154 128V130H152V133H151V131H150V133L149 134H154L155 133V136L157 135L156 134V132H155V130H157V132L158 131H162V130H164L165 128L164 127H166V131L164 132V131H162V132H164V134H166V137H164V135L162 136L163 138H164V141L162 142V140H161V142H160V144H158L156 141H157V139L155 140V142L156 143H154L153 145H151L152 147V149L151 150H153L154 151V153L155 154H163V156H164V158L166 157L167 158V161H169V163H170V170H168L167 171V169L165 168V171H167L165 174L167 175V179H165V182H163L164 183V185H162V187H163V189H164V194H163V197H159L160 199H162V198H164V201H165V204L166 205H168V207L169 208H171L172 209V211L174 212L175 210V208H176V210L178 209V211L180 210L179 208H181V207H178L179 205V200H180V198L182 199V198H184L185 199V196H183V192L184 191H186V192H189V188H191L190 186H192L193 185V188H194V183H197V184H200L201 183V180H200V178L202 179V177H199V176H196V178L197 177H199V180L197 181V182H194L193 183V181L196 179H192L191 177H190V172H191V170L193 171V173H195L194 172V170H197V169H200L201 170V168H203V167H201V163L202 162H204L205 161V156H208V154H209V156H210V154L213 152V153H215V149L217 148V147H219V148H217V151H219V152H217L216 151V156H213L212 158H213V160H214V157L216 158V157H218V154L217 153H219V157H221V155H222V152H223V150L224 149H227V151L226 150H224V151H226V153L227 152H232V153H230V155H228V154H226V155H228V157L230 156H232V154L234 153H237V155H238V152L239 151H247V152H245V153H248V150L249 151H252L253 152V154L255 153V155H258L259 153H261L262 155L261 156H264V135H263V137L261 138V140H257V141H259L257 144V147H255V148H251L250 147V143L251 142H253V144H255V142H256V140H254V141H250V143L248 144V142H247V140L245 139V138H243V139H245V140H242V138H240L239 137V135L238 136H236V132H234L235 134H233V129L234 128H236V127H234V125H233V127L232 126H230V124H232L231 122H232V119H227V120H225V121H222L221 120V118H222V114H223V112H225V110L227 111V109H226V99L227 100H229L227 97L229 96V93L231 92L232 93V88H230V87H232V85H233V80H231L230 81V79L229 78H231V62H232V59H234L235 57H236V55L234 56V58H233V53H231L232 52ZM33 51H34V49H33ZM36 51V52H37ZM54 51V50H53ZM53 51H51L52 53H53ZM68 51V50H67ZM67 51H66V54H67ZM78 51V50H77ZM80 51V50H79ZM79 51L77 52L78 54H80L79 53ZM106 51H107V49H106ZM18 52H19V50H18ZM35 52V53H36ZM39 52H38V56L39 55H42V53L41 54H39ZM56 52V51H55ZM70 51H68V53H69ZM88 52H86V53H88ZM110 52V51H109ZM108 52V53H109ZM167 52V51H166ZM185 52V51H184ZM34 53V52H33ZM64 50L62 49V52H57V55L55 54V56H59V55H62V56H64V57H67V58H70L69 56H70V54L68 55L67 54V56L66 55H64ZM97 54H99V52H96ZM95 53V54H96ZM100 53H103V51H100ZM105 53H107V52H105ZM107 53V54H108ZM111 53V52H110ZM230 53L232 54V59H231V55H230ZM5 54H7V55H5ZM53 54V55H54ZM93 54V53H92ZM91 54V55H92ZM139 54V55H138ZM171 54H173V52L171 53ZM19 55V54H18ZM21 55V54H20ZM44 55V54H43ZM46 55V54H45ZM44 55V56H45ZM83 55V54H82ZM88 55V54H87ZM94 55V54H93ZM112 55V54H111ZM255 55H257L258 56V54H255ZM21 56H23V58H24V54L23 55H21ZM37 56V57H38ZM62 56H59L60 58H57V61L58 62H60L61 63V67H59L60 69H62V68H64V66L66 67V71L67 72H69V71H71V66H70V63H72L69 59L67 60V58H64V57H62ZM73 56H75V55H73ZM80 56H81V54H80ZM86 56V55H85ZM114 56V55H113ZM116 56V55H115ZM116 56V57H117ZM171 56V55H170ZM173 56V55H172ZM171 56V57H172ZM175 56V55H174ZM173 56V57H174ZM248 56V55H247ZM256 56V57H257ZM63 59H66V60H63ZM79 57V56H78ZM87 57V56H86ZM96 57V56H95ZM109 57V56H108ZM173 57H172V59H173ZM223 57V56H222ZM241 57H242V55H241ZM253 57V56H252ZM259 57V60L258 61H260V64H261V75H260V77H261V84H262V88H263V90H264V47H263V49H262V52H261V54L258 56ZM257 57V58H258ZM23 58H21V59H23ZM48 58V57H47ZM55 58V59H56ZM85 58V57H84ZM98 58V57H97ZM96 58V59H97ZM102 58H104L103 56H102ZM114 58V57H113ZM240 58V57H239ZM236 59V60H238V61H240V59ZM244 58V57H243ZM18 59H20V58H18ZM35 59V58H34ZM38 59V58H37ZM49 59V58H48ZM52 59V58H51ZM59 59V60H58ZM61 59H62V61H61ZM71 59H73V58H71ZM90 59V58H89ZM101 59V58H100ZM99 59V60H100ZM138 59V58H137ZM153 59V58H152ZM182 59V58H181ZM246 59H248V58H246ZM250 59H251V57H250ZM25 60V59H24ZM33 60V59H32ZM41 60V59H40ZM76 60V59H75ZM75 60H73L74 62H75ZM78 60V59H77ZM76 60V61H77ZM93 60V59H92ZM104 60H106V59H104ZM183 60V59H182ZM245 59H243V61H244ZM255 60V59H254ZM22 61V60H21ZM35 61V60H34ZM39 61V60H38ZM46 61V60H45ZM67 61H70V63H68ZM102 62H103V60H101ZM108 61H110V60H108ZM112 61V60H111ZM110 61V62H111ZM171 61V60H170ZM178 61V60H177ZM215 61V60H214ZM231 61V62H230ZM234 61H235V59H234ZM238 61H236V62H238ZM253 61V60H252ZM17 62V61H16ZM16 62H14V63H16ZM58 62H54V64H52V65H57V64H55V63H58ZM63 62H65V63H63ZM88 62H89V60H88ZM97 63L99 62V61H96ZM96 62H95V64H96ZM172 62V61H171ZM170 62V63H171ZM185 62V61H184ZM249 62H251V61H249ZM248 62V63H249ZM7 63V65H9ZM13 63V64H14ZM24 63V62H23ZM63 63V64H62ZM66 63H68V64H66ZM81 63H83L84 64V62H81ZM92 63V62H91ZM94 63V62H93ZM92 63V64H93ZM100 63V62H99ZM104 63V62H103ZM106 63V62H105ZM109 63V62H108ZM115 63V62H114ZM135 63V62H134ZM133 63V64H134ZM180 63V62H179ZM178 63V64H179ZM219 63H221V62H219ZM234 63V62H233ZM257 63V62H256ZM41 64V63H40ZM42 64H45V63H42ZM49 64H50V62H49ZM59 64V63H58ZM74 64V63H73ZM79 64V63H78ZM87 64V63H86ZM120 63H118V65H119ZM159 64V63H158ZM164 64V63H163ZM175 64H176V62H175ZM178 64H176V65H178ZM212 64V63H211ZM237 64V63H236ZM251 64V63H250ZM250 64H249V66H250ZM23 65V64H22ZM47 65V64H46ZM51 65V64H50ZM51 65V66H52ZM60 65V64H59ZM63 65V66H62ZM75 65V64H74ZM97 65V64H96ZM111 65H113V64H108V68L111 66ZM135 65H136V63H135ZM165 65V64H164ZM170 65V64H169ZM218 65V64H217ZM219 65V66H220ZM245 65V64H244ZM19 66V65H18ZM58 66V65H57ZM81 66V65H80ZM79 66V67H80ZM85 66V65H84ZM87 66V65H86ZM90 66H91V64H90ZM89 66V67H90ZM100 66V65H99ZM103 66V65H102ZM106 66H107V64H106ZM154 66V65H153ZM175 66V65H174ZM219 66H217V67H219ZM233 66H234V64H233ZM7 67V70L5 69ZM54 67V66H53ZM76 67V66H75ZM104 67V66H103ZM132 67V66H131ZM136 67V66H135ZM168 68L170 67V66H167ZM166 67V68H167ZM179 66H177V68L175 67V69H176V72L177 73H179L180 71H179V68H178ZM255 67V66H254ZM1 68H4L3 70L1 69ZM20 68V67H19ZM45 68V67H44ZM51 68V67H50ZM59 68L57 69V70H59ZM72 68H74V67H72ZM77 68H78V65H77ZM82 69L84 68V67H81ZM92 68H93V66H92ZM105 68V67H104ZM162 68V67H161ZM260 68V67H259ZM15 69V68H14ZM41 69V68H40ZM75 69V68H74ZM86 69H87V67H86ZM100 69H102V67L100 68ZM99 69V70H100ZM131 69V68H130ZM249 69V68H248ZM6 70V71H5ZM19 70V69H18ZM21 70V69H20ZM49 70V69H48ZM48 70H47V72H48ZM65 70H60V71H62V73L64 74V72L63 71H65ZM81 70V69H80ZM89 70V69H88ZM94 70V69H93ZM107 70V69H106ZM106 70H105V72H106ZM109 70V69H108ZM132 70V69H131ZM165 70V69H164ZM174 70V69H173ZM173 70H171V71H173ZM181 70V69H180ZM183 70V69H182ZM24 71V70H23ZM42 71H44V70H42ZM52 71V70H51ZM54 71H55V69H54ZM84 71V70H83ZM179 71V72H178ZM75 72V71H74ZM80 72V71H79ZM93 72V71H92ZM105 72L103 73V75L105 74ZM110 72V71H109ZM108 73V72H106V74L108 73V74H112V73ZM130 72V71H129ZM128 72V73H129ZM138 72V71H137ZM140 72V71H139ZM168 72H170V70H168ZM232 72H234V71H232ZM11 73H12V71H11ZM20 73H22V71L20 72ZM44 73H45V71H44ZM49 73V72H48ZM70 73V72H69ZM84 73V72H83ZM82 73V74H83ZM101 73V72H100ZM116 73V74H115ZM135 73V72H134ZM167 73V72H166ZM172 73V75L175 73V71L174 72H171ZM252 73H254L253 71H252ZM4 74V75H3ZM30 74V73H29ZM47 74V73H46ZM70 74H72V73H70ZM85 74V73H84ZM94 74V73H93ZM102 74V73H101ZM101 74H98V75H100L101 76ZM108 74H107V77H108ZM119 74H120V76H119ZM139 74V73H138ZM148 74H149V72H148ZM150 74H151V72H150ZM24 75V74H23ZM64 75H66V74H64ZM86 75V74H85ZM132 75V74H131ZM134 75V74H133ZM140 75V74H139ZM147 75V74H146ZM145 74H144V76H146ZM9 76H10V78H9ZM45 76V75H44ZM50 76V75H49ZM66 76H68V75H66ZM76 77H77V75H75ZM95 76H97L96 75V72H95ZM94 76V77H95ZM100 76H98V78L100 79L101 77ZM106 76V75H105ZM104 76V77H105ZM111 76V75H110ZM108 77V79L109 78H111V77ZM115 76V77H116ZM127 76V75H126ZM130 76V75H129ZM143 76V77H144ZM174 76V75H173ZM180 76V75H179ZM235 76V75H234ZM233 76V77H234ZM7 77L9 78V79H7ZM35 77V76H34ZM39 77V75L37 76V78ZM69 77V76H68ZM79 77V76H78ZM82 77H84V76H82ZM107 77H106V79L105 78H103L104 80H107ZM139 77V76H138ZM171 77V76H170ZM253 77V76H252ZM255 77V76H254ZM86 78H89L88 76L86 77ZM91 78H93V77H91ZM112 78H114L113 77V75H112ZM132 78V77H131ZM136 78V77H135ZM140 78V77H139ZM144 78H146V77H144ZM143 78V79H144ZM8 81H7V80ZM40 79V78H39ZM42 79V78H41ZM44 79H46V78H44ZM53 79V78H52ZM71 79V78H70ZM76 79V78H75ZM85 79V78H84ZM83 79V80H84ZM90 79V78H89ZM103 79L101 78V81H103ZM116 79V78H115ZM129 79V78H128ZM174 79V78H173ZM233 79V78H232ZM38 80V79H37ZM48 80V79H47ZM92 80V79H91ZM97 80V79H96ZM112 80V79H111ZM145 80H148V79H145ZM177 80V79H176ZM258 80V79H257ZM2 81V80H1ZM6 81H7V83H6ZM32 80H30V82H31ZM40 81V80H39ZM38 81V82H39ZM50 81H51V79H50ZM55 81V80H54ZM74 81V80H73ZM79 81V80H78ZM77 81V82H78ZM82 81V80H81ZM86 81V80H85ZM87 81H88V79H87ZM114 81V80H113ZM112 81V82H113ZM120 81V80H119ZM149 81V80H148ZM173 81V80H172ZM180 81V80H179ZM178 81V82H179ZM182 81V80H181ZM242 81V80H241ZM256 81V80H255ZM34 82H36V81H34ZM56 82V81H55ZM59 82V81H58ZM76 82V83H77ZM89 82V81H88ZM91 82V81H90ZM96 82V81H95ZM103 82H106V81H103ZM107 82H109V81H107ZM118 82V81H117ZM139 82H141V81H139ZM145 82V81H144ZM5 83H6V85H5ZM40 83V82H39ZM38 83V84H39ZM43 83V82H42ZM73 83V82H72ZM94 83V82H93ZM110 83V82H109ZM108 83V84H109ZM134 83V82H133ZM143 83V82H142ZM147 83V82H146ZM189 83V82H188ZM242 83V82H241ZM255 83H257V82H255ZM2 84V85H1ZM15 84L17 85V86H15ZM31 84V83H30ZM60 84H63V83H61L60 82ZM68 84V83H67ZM100 84H101V82H100ZM103 84V83H102ZM106 84V83H105ZM111 85H113L114 84V82H113V84L112 83H110ZM109 84V85H110ZM117 84V83H116ZM132 84V83H131ZM244 84V83H243ZM44 85V84H43ZM73 85V84H72ZM78 85V84H77ZM77 85H75V87L77 86ZM90 85V84H89ZM93 85V84H92ZM91 85V86H92ZM99 85V84H98ZM104 85V84H103ZM107 85V84H106ZM124 84L122 83V87L121 88H119L120 90H121V94L123 95V98H124V96L127 94L129 97L130 96H133V95H135V94H137V88L135 87L136 85H138L139 86V84H136L135 86L134 85H124ZM182 85V84H181ZM185 85V84H184ZM28 86V85H27ZM45 86V85H44ZM62 86V85H61ZM69 86V88H67V91H66V95H64V96H66L65 98H66V102L68 103H66L67 104V107L69 108V110L71 111V104L69 103V102H71V96H73V95H71V94H73L74 92V90L73 89H71V87H70V85H68ZM102 86V85H101ZM137 86V87H138ZM14 87V88H13ZM26 87V86H25ZM67 87V86H66ZM103 87V86H102ZM101 87V88H102ZM110 87V86H109ZM112 87V86H111ZM146 87V86H145ZM183 87H186V86H183ZM189 87V86H188ZM187 87V88H188ZM241 87V86H240ZM12 88H13V91H11L12 90ZM32 88H33V86H32ZM39 88V87H38ZM46 88V87H45ZM64 88V87H63ZM74 88V87H73ZM79 88V87H78ZM92 88V87H91ZM107 88V87H106ZM106 88H104L105 90L103 91L102 90V93H99L98 92V88L96 87V86H93V92H94V94L96 93L97 94V96H96V99H98V100H101L102 98H104L105 97V95H106V92L108 91V90H106ZM140 88V87H139ZM66 89V88H65ZM110 89V88H109ZM117 89H118V87H117ZM141 89V88H140ZM184 89V90H183ZM231 89V90H230ZM39 90V89H38ZM47 90H48V88H47ZM73 90V91H72ZM78 90H80V89H78ZM84 90V89H83ZM110 90H112V89H110ZM141 90H143V89H141ZM140 90V91H141ZM242 90V89H241ZM92 91V90H91ZM101 91V90H100ZM115 91H116V89H115ZM117 91H119V90H117ZM139 91V92H140ZM193 91H195V93L193 94L192 92ZM73 92V93H72ZM82 92V91H81ZM109 92V91H108ZM111 92V91H110ZM26 93V92H25ZM78 93V92H77ZM99 93V94H98ZM140 93V94H141ZM34 94H36V92L34 93ZM75 94V93H74ZM115 94V93H114ZM114 94H112V92L109 94V97L110 96H113ZM139 94V93H138ZM77 95V94H76ZM83 95V94H82ZM81 95V96H82ZM230 95H233V94H230ZM262 96L260 97V101H262V103H264V91H263V93L261 94ZM42 96V95H41ZM106 96H108V93H107V95ZM116 96V95H115ZM115 96H114V98H115ZM45 97V96H44ZM77 97H79V96H77ZM118 96H116V98H117ZM36 98V97H35ZM41 98V97H40ZM39 98V99H40ZM54 98V97H53ZM58 98V97H57ZM56 98V99H57ZM106 98H108V97H106ZM128 97H126V99H127ZM131 98V97H130ZM136 98V97H135ZM47 99V98H46ZM59 99H62V98H59ZM137 99V98H136ZM262 99V100H261ZM89 100H91V98L89 99ZM106 100V99H105ZM108 100H109V98H108ZM115 100V101H114ZM138 100V99H137ZM144 100H145V98H144ZM255 100H257V98L255 99ZM40 101H41V99H40ZM43 101H45V100H43ZM62 101H63V99H62ZM93 101H95V99H93ZM97 101V100H96ZM117 101V102H116ZM127 100H125V102H126ZM129 101H131V100H129ZM128 101V102H129ZM133 101V100H132ZM232 101V100H231ZM259 101V100H258ZM257 101V102H258ZM259 101V102H260ZM49 102V101H48ZM53 102V101H52ZM98 102V101H97ZM97 102L95 103V102H91V105L89 106V105H86V107L87 106H89V108H91V110H92V107L91 106H94L93 108H95V110H97L98 109V107H96L95 106V104L97 105ZM127 102V103H128ZM136 102V101H135ZM148 102V101H147ZM150 102V101H149ZM150 102V103H151ZM153 102V103H154ZM134 103V102H133ZM138 103V102H137ZM143 103V102H142ZM144 103H146V102H144ZM41 104V103H40ZM103 104H105V103H103ZM251 104V103H250ZM44 105V104H43ZM65 105V104H64ZM116 105H120V106H117L116 107ZM131 105H132V107H131ZM166 105H168V104H166ZM252 105H253V103H252ZM261 105V104H260ZM264 105V104H263ZM38 106H39V104H38ZM48 106V105H47ZM101 106V105H100ZM100 106H99V110H100ZM104 106H106V105H104ZM123 106V107H122ZM126 106V107H125ZM135 106V105H134ZM169 106V105H168ZM173 106V105H172ZM250 106V105H249ZM79 107H80V105H78V106H76V107H74L73 109V111H77V110H79ZM84 108H86L85 106H83ZM83 107H80V111L83 109ZM125 107V108H124ZM167 107V106H166ZM170 107V106H169ZM168 107V108H169ZM246 107V106H245ZM248 107V106H247ZM258 107V105L256 106V108ZM260 107H262V106H260ZM32 108V109H31ZM88 108V107H87ZM97 108V109H96ZM139 108V109H138ZM229 108V107H228ZM43 109V108H42ZM51 109V108H50ZM125 109H127V110H125ZM143 109V108H142ZM156 109V108H155ZM155 109H154V111H155ZM159 109H161V110H159ZM210 109H212V111H213V109H214V111H213V113L210 115H208V114H206V112L208 113V111H210ZM246 109V108H245ZM258 109H259V107H258ZM44 110V109H43ZM60 110V109H59ZM65 110V109H64ZM86 110V109H85ZM95 110H93V111H95ZM174 110V111H173ZM182 110V111H183ZM243 110V109H242ZM255 110V109H254ZM260 110V109H259ZM259 110H256V111H251L250 112V118L251 119H249L248 121H247V125L250 127V130H251V134H254L253 135V137L254 136H256L257 135V137H258V139H260L259 137L260 136H262V134H263V131H264V112H263V109H262V112L261 113H259ZM49 111V110H48ZM69 111V112H70ZM83 111H84V109H83ZM80 112V113H82V115H84V117L86 116L85 115V111L84 112ZM154 111H152L153 112V114H155L154 113ZM195 111H199L201 114H202V116H203V114L205 115V116H201L202 118H200V119H198L197 118V116H198V114H196V118L195 117H192V114H194V113H192V114H190L191 112H195ZM211 111V112H212ZM239 111V110H238ZM248 111H250V110H248ZM30 112V113H31ZM62 112V111H61ZM77 112H79V111H77ZM76 112V113H77ZM87 112V111H86ZM97 112V111H96ZM95 112V113H96ZM100 111H98V113H99ZM141 112H144V114L143 113H141ZM232 112V111H231ZM235 112V111H234ZM255 112V113H254ZM257 112V113H256ZM31 113V114H32ZM48 113V112H47ZM64 113V112H63ZM75 113V112H74ZM84 113V114H83ZM91 113V112H90ZM174 113V114H173ZM230 113V112H229ZM240 113H241V115L243 116V113L240 111ZM247 113V112H246ZM27 114V113H26ZM30 114V115H31ZM58 114H59V112H58ZM66 114V113H65ZM77 114H79V113H77ZM87 114V116H89L90 114H89V112H87L86 113ZM89 114V115H88ZM92 114H94V113H92ZM100 115V117H104V116H106V115ZM194 114V115H195ZM227 114V113H226ZM238 114V113H237ZM59 115H61V114H59ZM117 115V116H116ZM190 115H191V117L192 118H195L196 119V121L194 120V119H192L191 117H190ZM232 115V113L230 114V116ZM234 115V114H233ZM247 115V114H246ZM245 115V116H246ZM20 116H21V118H20ZM55 116V117H54ZM64 116V115H63ZM106 116V117H107ZM154 116V117H153ZM220 116H221V118H220ZM241 116V119L243 118L244 120H246L244 117H242ZM31 117V118H32ZM90 117H94V115L92 116H90ZM132 119H131V118ZM228 117V116H227ZM231 117H233V116H231ZM235 117V116H234ZM31 118H30V121H31ZM59 118V117H58ZM57 118V119H58ZM63 117H61L60 118V120L62 119ZM69 118V116L67 115L65 118H63V119H68ZM78 118H79V115H78ZM89 118V117H88ZM98 118V117H97ZM105 118V117H104ZM104 118H103V120H104ZM238 118V117H237ZM236 118V119H237ZM240 118V117H239ZM247 118V117H246ZM33 119V120H34ZM56 119V120H57ZM63 119L61 120V121H63ZM82 119H84V118H82ZM112 119V120H113ZM118 119V118H117ZM123 119V120H124ZM131 119V120H130ZM145 119V120H144ZM154 119V120H153ZM225 119V118H224ZM106 120H108V119H105V121L104 122H106ZM119 120H120V118H119ZM136 120H137V118H136ZM156 120V122H153V121H155ZM25 121V120H24ZM55 121V120H54ZM59 121V120H58ZM83 121V120H82ZM90 121V120H89ZM99 121H101L100 119H99ZM110 121V120H109ZM115 121H116V119H115ZM121 121V120H120ZM138 121V120H137ZM240 121V120H239ZM238 121V119L236 120V123L237 122H239ZM65 122V121H64ZM70 122V121H69ZM86 122H88V120H87V118H86ZM95 122H97V121H95ZM108 122V121H107ZM124 122V121H123ZM242 122H243V120H242ZM29 123V122H28ZM56 123H57V121H56ZM67 123V122H66ZM66 123H64V124H66ZM71 123V122H70ZM112 123V122H111ZM125 123V122H124ZM140 123V122H139ZM138 123V124H139ZM234 123V122H233ZM33 124V123H32ZM49 124V125H50ZM54 124V123H53ZM90 124V123H89ZM137 124V123H136ZM137 124V125H138ZM146 124H150V123H146ZM223 126H222V125ZM244 124H245V121H244ZM26 125H27V123H26ZM31 125V124H30ZM49 125H47V126H49ZM63 125V124H62ZM88 125V124H87ZM86 125V126H87ZM113 125V124H112ZM134 125V124H133ZM237 125H239V123H237ZM41 126H42V128H41ZM46 126V127H47ZM93 126V125H92ZM102 126V125H101ZM104 126V125H103ZM108 126V125H107ZM106 126V127H107ZM117 126H119L118 124H117ZM121 126H122V124H121ZM130 126V125H129ZM132 126V125H131ZM130 126V127H131ZM220 126H221V128H220ZM240 126V125H239ZM242 126H243V124H242ZM20 127V128H21ZM28 127V126H27ZM54 128L56 127V126H53ZM69 127V126H68ZM88 127V126H87ZM111 127V126H110ZM114 127V126H113ZM134 127V126H133ZM245 127V126H244ZM244 127H242V128H244ZM29 128V127H28ZM97 128V127H96ZM103 128V127H102ZM118 128V127H117ZM120 129H123L122 127H119ZM135 128H138V127H135ZM142 128H144L145 129V126L144 127H142ZM147 128V127H146ZM150 128V127H149ZM149 128H147L146 129V131H143V133L142 134H144V132H145V134L147 133V131H148V129ZM241 128V127H240ZM246 128V127H245ZM36 129V128H35ZM39 129V130H40ZM45 129V128H44ZM59 129V128H58ZM66 129H69V128H66ZM71 129V128H70ZM73 129V128H72ZM92 129V128H91ZM98 129V128H97ZM124 129H125V127H124ZM237 129H238V127H237ZM19 130V131H18ZM25 130H26V127H25ZM55 130V129H54ZM73 130H76V129H73ZM72 130V131H73ZM105 130V129H104ZM135 130V129H134ZM240 130V129H239ZM52 131H53V129H52ZM63 131V130H62ZM69 131V130H68ZM94 131V130H93ZM92 131V132H93ZM122 131V130H121ZM129 131V130H128ZM242 131V130H241ZM244 131V130H243ZM247 131V130H246ZM26 132H28V131H26ZM57 132V131H56ZM63 132H65V131H63ZM132 132V131H131ZM167 132V133H166ZM245 132V131H244ZM249 132V131H248ZM247 132V133H248ZM41 133V132H40ZM50 133H51V131H50ZM128 133V132H127ZM126 133V134H127ZM133 133H135V132H133ZM243 133V132H242ZM246 133V132H245ZM45 134V133H44ZM47 134V133H46ZM45 134V135H46ZM52 134H53V132H52ZM66 135H67V132L65 133ZM71 134V133H70ZM93 134V133H92ZM129 134V133H128ZM132 134V133H131ZM144 134V135H145ZM158 134H160L159 132H158ZM163 134V133H162ZM161 134V135H162ZM244 134V133H243ZM249 134V133H248ZM130 135V134H129ZM137 134H135V136H136ZM148 134H146V136H147ZM44 136V135H43ZM42 136V137H43ZM47 136V135H46ZM52 136V135H51ZM53 136H54V134H53ZM64 136V135H63ZM131 136V135H130ZM132 136H134V134H132ZM131 136V137H132ZM135 136H134V138H135ZM141 136V135H140ZM139 136V137H140ZM149 136H151V135H149ZM155 136H153V137H155ZM160 136V135H159ZM252 136V135H251ZM45 137V136H44ZM54 137H56V135L54 136ZM59 137V136H58ZM71 137V136H70ZM74 137H75V135H74ZM73 137V138H74ZM127 137H129V136H127ZM138 137V136H137ZM136 137V138H137ZM139 137H138V139H139ZM144 137V136H143ZM143 137H141V138H143ZM244 137H245V134H244ZM252 137V139H254ZM53 138V137H52ZM51 138V139H52ZM65 138V137H64ZM72 138V140H74ZM140 138V139H141ZM147 138V137H146ZM156 138V137H155ZM161 138V137H160ZM238 138H240V139H238ZM247 138H248V136H247ZM39 139V138H38ZM76 139V138H75ZM132 139H133V137H132ZM131 139V140H132ZM138 139H136V140H138ZM249 139V138H248ZM251 139V140H252ZM35 140V139H34ZM47 140V139H46ZM53 140V139H52ZM63 139H61V141H62ZM85 140V139H84ZM135 140V143L137 142ZM147 140H149V139H147ZM51 141V140H50ZM54 141V140H53ZM53 141H52V144H53ZM56 141V140H55ZM58 141V140H57ZM154 141V140H153ZM249 141V140H248ZM41 142V141H40ZM46 142V141H45ZM63 142V141H62ZM76 142V141H75ZM139 142V141H138ZM57 142H55V145H58V144H56ZM59 143V142H58ZM134 143V144H135ZM144 143V142H143ZM149 143V142H148ZM151 143V142H150ZM35 144V143H34ZM49 144V143H48ZM67 144V143H66ZM89 144V143H88ZM106 144V143H105ZM138 144V143H137ZM140 144V143H139ZM152 144V143H151ZM51 145V144H50ZM90 145V144H89ZM93 145V144H92ZM96 145V144H95ZM38 146V145H37ZM53 146V145H52ZM67 146V145H66ZM79 146H80V144H79ZM82 146V145H81ZM88 146V145H87ZM91 146V145H90ZM99 146V145H98ZM97 146V147H98ZM104 146V145H103ZM130 146H132V145H130ZM140 146V145H139ZM252 147H253V145H251ZM255 146V145H254ZM63 147H64V145H63ZM96 147V148H97ZM101 147H102V145H101ZM101 147H98V148H101ZM114 147V146H113ZM133 147V146H132ZM132 147H130V148H132ZM136 147V146H135ZM32 149L31 150V152H29L28 153V150H30V149ZM36 148H38V147H36ZM84 148H85V146H84ZM97 148V149H98ZM106 149H108L107 148V146L105 147ZM112 148V147H111ZM138 148V147H137ZM220 148H222V150L220 149ZM17 149V151H18V153L19 152H24L23 154H25V156L28 154L29 156H30V159H29V161H28V166H26V165H24V164H22L21 163V166H18V167H15V168H10L9 166H8V164L6 165V163H7V161H8V157H10V153H14V152H12V151H15ZM44 149V150H43ZM51 149V150H50ZM79 149V148H78ZM83 149V148H82ZM82 149H80V150H82ZM93 149H94V147H93ZM105 149V150H106ZM121 149V148H120ZM136 149V148H135ZM150 149V148H149ZM34 150H36V149H34ZM43 150V151H42ZM54 150H59V151H54ZM85 150V149H84ZM101 150H103L102 148H101ZM100 149H99V151H101ZM108 150H110L111 151V149H108ZM107 150V151H108ZM144 150H146V149H144ZM16 151V152H17ZM93 151V150H92ZM99 151L97 150H95V153H93V158H92V161H93V159H94V161L92 162V163H94V168L93 169H95V164L97 165V169H98V165H99V163L102 161L103 162V160H105V158L108 156V158L106 159V160H108V161H104V162H109V164H108V166H110L111 168V171L107 168V167H105L106 168V170H108L107 172L109 173V172H111V175L112 174H114V173H116L114 176H113V178H111L112 176L111 175H109V174H107L106 172H105V174H107V176L108 177H110L111 179H108V180H110V182L108 183L107 181V183H105V180H104V183H102V185L99 187L100 189H98V190H101V192L100 193H102L101 194V196L99 195V200H100V203H101V206H103V207H106V209L108 210V212H110V214L109 215H111V220L110 221H108V220H106V222L105 221H103V220H101L102 219V217H101V219L99 218V214H98V208L97 207H99L98 205H94V206H96V209L94 208V206H93V208H90V206L91 205H93L94 203H92L93 201L92 200H95V199H92L91 197H86V196H84L83 195V192H82V197L83 198H81L80 200H81V202H79V204L81 203H85V204H83V205H85V207H86V210H83L84 212L82 213V214H80V215H82V216H80L79 215V212L78 213H76V214H78L79 215V217H78V215H77V217H76V215L74 214V216L75 217H73V216H68V215H70L71 213H68V215L67 216H65L64 215V213H61V211L60 210H58V211H60V213H55V212H57L56 210L54 211V209L52 210V208L54 207V206H52L53 205V202H52V204H51V206L47 203V202H45V206H46V208H51V211H52V213H51V211H50V213H51V215H50V213H49V215L51 216V217H54L53 219H56L57 221H59L60 222V220H61V222H64V224L63 225H65V227H66V229H67V227L68 228H72L71 230H74V231H76L75 229H80L81 230V232H84L85 234H90V235H94V236H97L98 238L100 237V238H102V237H107V238H112L113 239V241H115V240H118V241H120V240H122V239H126V238H128V236H132V234H133V236H134V233H132V232H134V231H136V230H139L140 229V227L139 226H141V224L143 225V222H144V220L146 219V224H145V222H144V224L145 225H147V223L149 224V220L147 219V217H145L146 215H145V213L144 212H147V211H144V209L146 208L144 205H146V204H148V203H153L152 202V198H155L154 196H158V193H157V190L156 189H158V188H160V185L159 184H161L160 182H159V179H158V177H160L159 176V173H156L155 174V176H154V179H153V181H156V183L155 182H152V183H150V185H149V183H147L148 182V180H147V182H145V181H143V186L142 185H140V187H138V188H136L135 190L133 189V191L131 192V191H129V186L128 187H126L127 189H128V191H126V188L124 189V190H122L123 191V193H121L120 191H118V192H120V193H118L117 192V194H116V192H114L115 190L114 189H112V190H110V188H114V187H111V185L112 184H115L114 182L115 181H113V179H114V177H117V179L119 180V175L122 173L123 175H124V171H126V170H124V171H120L119 173H118V171H114L115 170V168H116V166H115V168L113 167L114 165H119L118 166V168L120 169V167H124L126 164L128 165V163H130V162H133V159L135 158H133V156L131 157V158H133L132 159V161H130V162H128L127 160V163H126V161L124 162V163H126L125 165H124V163H122V165H121V161L123 160V158L124 157H121L122 158V160L120 161V162H118L119 164H114V163H112V160L114 159H110L111 158V156L114 154H112V153H110V152H107L106 151V153H108V155H106V153L105 152H102L101 151V153H99ZM135 151H137V150H135ZM138 151H139V149H138ZM143 151V150H142ZM148 151V150H147ZM153 151H152V154H153ZM42 152V153H41ZM56 152V153H55ZM112 152V151H111ZM128 152V151H127ZM127 152H125V153H127ZM131 152H132V149H131ZM143 152H145V151H143ZM240 152V153H241ZM244 152H242L240 155H238V156H236V154L234 155V157H239L238 159L236 158V159H234V158H231V159H225V160H222L223 159V157H224V154L222 155L223 157H222V159H220V158H218V159H220V160H218L217 159V161H215L214 163L216 164V162H217V165H215V166H219L220 168V170H218V169H216V167H214V166H212V168H211V164H210V161H212V159L211 158H209L210 159V161H208L207 159H206V162L208 161V164H210V168H211V171H212V169H213V167L216 169V170H218L217 172H218V174L219 175H221V180L222 179H225L224 178V176L225 177H235V178H233L234 180H238L239 181V178H240V180H242L243 181V179L244 178H248V179H250V180H252L253 182H256V183H258V185L259 184H263L264 185V159H261V156H260V154H259V158H256L255 160H258V164H260V163H263V166H259V167H256L257 165H253L254 167H249V165H248V167L247 168H243L242 167V164H240L238 161H240L241 159H240V157L244 154ZM73 153V154H72ZM80 153H79V155H80ZM104 153H105V156L103 157V159H102V156L104 155ZM111 155H110V154ZM224 153V152H223ZM10 154V155H9ZM14 154H16V153H14ZM22 154V155H23ZM33 154H37V152L36 153H33ZM101 154H103V155H101ZM116 154V153H115ZM143 154V153H142ZM142 154H140V156H142ZM160 154V155H161ZM252 154V153H251ZM27 155V156H28ZM91 156H92V153L90 154ZM117 155H118V153H117ZM122 155V154H121ZM128 156H129V154H127ZM131 155V154H130ZM136 155V154H135ZM145 155V154H144ZM151 155V154H150ZM150 155H148V156H150ZM213 155H215V154H213ZM226 155H225V157H226ZM245 155H247V154H245ZM254 155V156H255ZM12 156V155H11ZM32 156V157H31ZM90 156V157H91ZM122 156H124V155H122ZM138 156V155H137ZM155 156V155H154ZM191 156V157H190ZM211 156H212V154H211ZM210 156V157H211ZM23 157V156H22ZM21 157V158H22ZM101 157V159H99ZM113 157V156H112ZM115 157V156H114ZM144 157V156H143ZM153 157V156H152ZM189 157H190V159H193L194 161H198V162H200V163H198L197 162V164L199 165L200 164V166H199V168H197L198 167V165L195 167V165H194V167L195 168H193L192 166V168L194 169H189L190 170V172L188 173V171H187V173L189 174V176L188 175H186V173H185V171H186V169H185V171H174V169L173 168H175L176 167V165H177V161H179L180 163H182L180 160L182 159V158H188L189 159ZM203 157H204V159H203ZM8 158V159H7ZM28 158V157H27ZM26 158V159H27ZM117 158V157H116ZM126 158H128V160H129V157H126ZM148 158V157H147ZM264 158V157H263ZM24 159V158H23ZM97 159H99V160H96ZM137 159V158H136ZM142 159V158H141ZM190 159H189V161H190ZM200 159H202V160H204V161H202L201 162V160ZM232 159H234V160H232ZM240 159V160H239ZM7 160V161H6ZM87 161V163H88V158L87 159H83V161ZM101 160V161H100ZM135 160V159H134ZM155 160V159H154ZM165 160V159H164ZM184 161H185V159H183ZM216 160V159H215ZM235 160H238V161H235ZM242 160H244V159H242ZM252 160V159H251ZM261 160H263V161H261ZM24 161V160H23ZM80 161H82V160H80ZM86 161H85V164H86ZM90 161H91V159H90ZM98 161H100L99 163H98ZM115 161V160H114ZM113 161V162H114ZM137 161V160H136ZM139 161V160H138ZM137 161V162H138ZM142 161V160H141ZM146 161V160H145ZM162 161H163V159H162ZM261 161V162H260ZM44 162V163H43ZM103 162V165L104 164H106V163H104ZM140 162V161H139ZM149 162V161H148ZM152 162V161H151ZM157 162H158V160H157ZM164 162V161H163ZM166 162V161H165ZM191 162H193L192 160H191ZM191 162H190V164H191ZM205 162V163H206ZM244 162V161H243ZM83 163V162H82ZM82 163H78L79 165L81 164L82 165ZM91 163V164H92ZM155 163H156V161H155ZM168 163V162H167ZM168 163V164H169ZM176 165H175V164ZM179 163V164H180ZM184 163V162H183ZM194 163V162H193ZM196 163V162H195ZM214 163H212V164H214ZM245 163H246V161H245ZM84 163H83V166H87L88 167V165L86 164L85 165ZM90 164V163H89ZM142 164V163H141ZM146 164V163H145ZM153 164V163H152ZM161 164H163L162 162H161ZM166 164V163H165ZM185 164H186V162H185ZM203 165H205L204 163H202ZM24 165V166H23ZM75 165V164H74ZM73 165V166H74ZM80 165V166H81ZM93 165V164H92ZM101 165V164H100ZM102 165V166H103ZM121 165V166H120ZM124 165V166H123ZM132 164L130 163V165H129V168L130 167H132L131 166ZM137 165V164H136ZM143 165V164H142ZM157 165V164H156ZM160 165V164H159ZM158 165V167H159V169L161 168V166H159ZM172 165H175V167L173 166L172 167ZM193 165V164H192ZM262 165V164H261ZM23 166V167H22ZM26 166V167H25ZM101 166V167H102ZM134 166V165H133ZM141 166V165H140ZM154 166V165H153ZM168 165H164L162 168H164V167H167ZM182 166H184L183 164H182ZM187 166H188V164H187ZM205 166H207V163H206V165ZM79 167V166H78ZM78 167H76V168H78ZM82 167V166H81ZM142 167V166H141ZM157 167V168H158ZM89 168V167H88ZM88 168H86V171H87V169ZM100 168V167H99ZM117 168V169H118ZM127 168V170H128V166L126 167ZM136 168V167H135ZM182 168V167H181ZM218 168V167H217ZM1 169V168H0ZM73 169V168H72ZM82 169V168H81ZM104 169V168H103ZM122 169V168H121ZM124 169H125V167H124ZM132 169V168H131ZM141 169V168H140ZM159 169H157V170H159ZM179 169V168H178ZM204 169V168H203ZM207 169H208V166H207ZM74 170V169H73ZM78 170V169H77ZM177 170V169H176ZM183 170H184V168H183ZM200 170H199V172H200ZM205 170V169H204ZM214 170V169H213ZM85 171V172H86ZM97 171V170H96ZM128 171H130V170H128ZM128 171L126 172V174L128 173ZM132 171H133V169H132ZM162 171V170H161ZM160 171V172H161ZM84 172V171H83ZM88 172V171H87ZM93 172V171H92ZM104 172V171H103ZM113 172V173H112ZM135 172H136V170H135ZM153 172H154V170H153ZM155 172H157V171H155ZM154 172V173H155ZM159 172V171H158ZM164 172V171H163ZM205 172V171H204ZM1 173V172H0ZM75 173V172H74ZM82 173V172H81ZM91 173V172H90ZM95 173V172H94ZM138 173V172H137ZM136 173V174H137ZM144 173H146V172H144ZM143 173V175H145ZM154 173H152V174H154ZM213 173V172H212ZM72 174V173H71ZM70 174V175H71ZM85 174V173H84ZM97 174H98V172H97ZM97 174H95V175H97ZM133 174H134V171H133ZM158 174V176H156ZM196 174V173H195ZM195 174H192L191 173V176L192 177H194L195 176ZM217 174V175H218ZM17 176V177H19V178H16L17 180L19 179V181H18V183H20L19 185H18V183H14V181H13V177L12 176ZM76 175V174H75ZM80 175V174H79ZM87 175V174H86ZM90 175V174H89ZM89 175H87V176H89ZM101 175V174H100ZM147 175V174H146ZM150 175V174H149ZM207 175H208V172H207ZM212 175V174H211ZM213 175H215V173L213 174ZM218 175V176H219ZM74 176V175H73ZM85 176V175H84ZM93 176V175H92ZM99 175H97V177H98ZM102 176V175H101ZM100 176V177H101ZM106 176V177H107ZM125 176V175H124ZM127 176V175H126ZM129 176V175H128ZM135 176V175H134ZM133 176V178L135 179L136 177H134ZM148 176V175H147ZM200 176H201V174H200ZM203 176V175H202ZM217 176V177H218ZM12 177V178H11ZM91 176H89V178H90ZM99 177V178H100ZM143 177H145V176H143ZM148 177H151V176H148ZM156 177V178H155ZM188 177H190V178H188ZM211 176H209V179L211 180V178H210ZM215 177V176H214ZM214 177H212V179L214 180ZM220 177V176H219ZM218 177V178H219ZM223 177V178H222ZM71 178V177H70ZM75 178V177H74ZM77 178H78V175H77ZM80 178V177H79ZM84 178V177H83ZM88 178V179H89ZM93 178V177H92ZM98 178V179H99ZM121 178H123V176L121 177ZM121 178H120V180H121ZM131 178V177H130ZM165 178H166V176H165ZM216 178V177H215ZM227 178V179H228ZM232 178H230V179H232ZM238 178V179H237ZM242 178V179H241ZM0 179V180H1ZM62 179H64V180H62ZM81 179V178H80ZM86 179H87V177H86ZM87 179V180H88ZM91 179V178H90ZM97 179V180H98ZM106 179V180H107ZM117 179H114V180H116V183L117 184H119L118 183V180ZM126 179V178H125ZM129 179V178H128ZM132 179V178H131ZM130 179V180H131ZM151 179V178H150ZM156 179H158V180H156ZM162 179H164V177L162 178ZM192 179V180H191ZM204 179H206V177L204 178ZM207 179H208V177H207ZM217 179V178H216ZM220 179V178H219ZM219 179H217V180H219ZM247 179V180H248ZM16 180V181H17ZM73 180V179H72ZM75 181H76V179H74ZM79 180V179H78ZM77 180V181H78ZM82 180V179H81ZM94 180H96V179H94ZM112 180V181H111ZM129 180V181H130ZM69 181H70V179H69ZM69 181H67V182H69ZM75 181H73V182H75ZM89 181V180H88ZM99 181H101V180H99ZM124 181V180H123ZM131 181H133V180H131ZM138 181H141V180H138ZM157 181L159 182L158 183V186H157ZM163 181V180H162ZM161 181V182H162ZM200 181V182H199ZM205 181H207L206 183H204V184H201V186L202 185H204V189L206 190V193L205 194H207V196L209 197V200L208 199H205L204 201H205V203L203 202L202 203V201H200V203H199V200L198 199H202V198H200L199 197V194H200V192H198L197 191V189H199L200 188V186H198V188L196 189V188H194V189H196L195 191H197V193L195 194V201H194V206H193V208H192V212H194V214L196 215V216H205L206 218H204V226L206 227H210V228H212L211 229V232L212 231H214V232H217L218 234L217 235H215V233H213L212 232V235L214 236L215 235V237L217 238V239H221L223 236V238H225V239H227V240H229V247H228V249H224V250H222L221 252V255L222 254H224V257H225V255H226V260H224L225 258H223V256H221L222 257V259L225 261V263H223V264H264V188H263V190L260 192L261 194V196H259L260 198L258 199V194H259V192H258V194H256V196H257V200L256 201H254V203H252L253 201H251L249 198L251 197V195L249 196L248 194H246V196H248V197H246V196H244L245 198H243L242 197V199L240 198H238L237 196V198H233L234 200H228V199H226V200H224L225 198H224V195L222 194V193H225V190L224 189H222V187L220 186V183H219V181H216V180H214V181H212L211 180V182H209L208 180H205ZM224 182L226 181V180H223ZM66 182V183H67ZM72 182V183H73ZM90 182H92V180H90ZM121 182V181H120ZM142 182V181H141ZM199 182V183H198ZM240 182V181H239ZM244 182V181H243ZM65 183V182H64ZM63 183V185H65ZM71 183V184H72ZM78 183H81V181L80 182H78ZM84 183V182H83ZM85 183H87V182H85ZM89 183V182H88ZM95 183V182H94ZM93 183V184H94ZM131 183H133V186H134V181L133 182H131ZM130 183V184H131ZM139 183V182H138ZM144 183H146L147 185H145ZM242 183V182H241ZM252 183V182H251ZM256 183H255V185H256ZM91 184V183H90ZM99 184V183H98ZM127 185H128V183H126ZM196 184V185H197ZM230 184V183H229ZM244 184V183H243ZM43 185V186H42ZM79 185H81V184H78L77 186H79ZM88 185V184H87ZM97 185V184H96ZM139 185V184H138ZM195 185V186H196ZM237 185V184H236ZM70 186H74V185H70ZM76 186V187H77ZM99 186V185H98ZM116 186V185H115ZM119 185H117L115 188H117ZM225 186V185H224ZM63 187H65V186H63ZM86 187H88V186H86ZM94 187V186H93ZM95 187H97V186H95ZM120 187H122L121 186V184H120ZM131 187V186H130ZM201 187V188H202ZM242 187V186H241ZM240 187V188H241ZM261 187H262V185H261ZM48 188H46V189H48ZM67 188V187H66ZM65 188V189H66ZM79 188V187H78ZM83 188V187H82ZM85 188V187H84ZM89 188V187H88ZM92 188V187H91ZM201 188L199 189V190H201ZM202 188V189H203ZM229 188V187H228ZM239 188V187H238ZM250 188V187H249ZM248 188V189H249ZM24 189H26V191L24 190ZM45 189V190H46ZM61 189H63L62 188V186H61ZM68 189V188H67ZM72 189V188H71ZM120 189H122V188H120ZM162 189V188H161ZM160 189V190H161ZM185 189H187V190H185ZM203 189V190H204ZM247 189V190H248ZM69 190V189H68ZM83 190V189H82ZM93 190V189H92ZM103 190V191H102ZM114 190V191H113ZM190 190H193L192 188L190 189ZM203 190H201V191H203ZM234 190V189H233ZM247 190H245V192H247ZM250 190V189H249ZM249 190H248V193H249ZM44 191V190H43ZM64 191V190H63ZM66 191V190H65ZM75 191H77V190H75ZM86 191V190H85ZM156 191V194H154V192ZM194 191V190H193ZM224 191V192H223ZM232 191V190H231ZM2 192V191H1ZM0 192V193H1ZM50 192V193H51ZM69 192V194H72V193H70V192H72L71 190L70 191H68ZM89 192V191H88ZM88 192H87V194H88ZM159 192V191H158ZM160 192H163L162 190L160 191ZM241 192V191H240ZM77 193V192H76ZM127 193H129V194H127ZM199 193V194H198ZM54 194H52V195H50V197H49V199L51 200V196L53 197V195ZM80 194V193H79ZM95 194V193H94ZM161 194V193H160ZM189 194V193H188ZM240 194V193H239ZM64 195V194H63ZM75 195V194H74ZM91 195V194H90ZM98 195V194H97ZM186 195V194H185ZM225 195H226V193H225ZM244 195V194H243ZM4 196V195H3ZM2 196V197H3ZM43 196V197H42ZM56 194L54 195V198L56 199ZM71 196V195H70ZM77 196V195H76ZM79 196V195H78ZM80 196V197H81ZM92 197H93V195H91ZM153 196V197H152ZM157 196H156V198H157ZM160 196V195H159ZM206 196V195H205ZM42 197V198H41ZM48 197V196H47ZM59 197V196H58ZM79 197V198H80ZM253 197V196H252ZM255 197V196H254ZM39 198H40V202H39ZM62 198V197H61ZM71 198H73V197H71ZM78 198V199H79ZM95 198V197H94ZM220 198H224V199H220ZM230 198V197H229ZM0 199L2 200V198L0 197ZM63 199V198H62ZM68 199V198H67ZM204 199V198H203ZM237 199H239V200H237ZM254 199V198H253ZM1 200H0V202H1ZM65 200V199H64ZM97 200V199H96ZM207 200V201H206ZM219 200V201H218ZM220 200L222 201V204H221V202H220ZM47 201H49V200H47ZM53 201V200H52ZM57 201H58V198H57ZM56 201V202H57ZM63 201V200H62ZM78 201V200H77ZM158 201H162V200H158L157 199V202ZM250 201V202H249ZM68 202V201H67ZM2 203H3V205H5L4 204V201L2 200V202L0 203V205L2 206ZM8 203V202H7ZM49 205L48 207H47V204ZM60 203H62V202H60ZM78 203V202H77ZM150 203V204H151ZM180 203H181V201H180ZM219 203H220V205H219ZM71 204V203H70ZM78 204V205H79ZM80 204V205H81ZM149 204V205H150ZM192 204V203H191ZM7 206V207H9V208H11V206ZM44 205H43V207H44ZM60 205V204H59ZM58 205V206H59ZM62 205V204H61ZM64 205V204H63ZM69 205V204H68ZM149 205L147 206V210H148V208H149ZM153 205L155 206V201H154V203H153ZM164 205V204H163ZM178 205V206H177ZM184 205V204H183ZM73 206V205H72ZM82 206V205H81ZM101 206H100V208H99V211H100V209H101ZM159 206V205H158ZM165 206V205H164ZM163 206V207H164ZM180 206H181V204H180ZM55 207H57V206H55ZM92 207V206H91ZM152 207V206H151ZM151 207H150V209H151ZM167 207V206H166ZM2 208V207H1ZM1 208H0V210H1ZM4 208H5V206H4ZM3 208V209H4ZM79 208H80V206H79ZM90 208V209H89ZM155 208V207H154ZM161 208H162V206H161ZM165 208V207H164ZM12 209V208H11ZM59 209H60V207H59ZM67 209V208H66ZM70 209V208H69ZM76 209V208H75ZM83 209H85V208H83ZM149 209V210H150ZM156 209V208H155ZM158 209V208H157ZM163 209V208H162ZM183 208H181V210H182ZM232 209H238V212H236L237 214L235 215L234 214V216H230V217H228L227 216V218H225L224 217V211L225 210H232ZM34 210V209H33ZM50 210V209H49ZM141 210H143L144 212H143V214H144V216L142 215V213H140V212H142ZM185 210V209H184ZM235 210H233V211H235ZM15 211H16V209H15ZM39 211V210H38ZM54 211V212H53ZM78 211H80V210H78ZM154 211H156V210H154ZM168 211V210H167ZM237 211V210H236ZM45 212H46V210H45ZM67 212V211H66ZM76 212V210L74 211V213ZM81 212H82V210H81ZM80 212V213H81ZM151 212H153V210L151 211ZM191 212V211H190ZM2 213H4L3 211H2ZM141 215H140V214ZM148 213V212H147ZM158 213V212H157ZM156 213V214H157ZM102 214V213H101ZM105 214V213H104ZM107 214V213H106ZM154 214V213H153ZM187 214V213H186ZM193 214V216H195ZM210 214V215H209ZM214 214V215H213ZM223 214V215H222ZM47 215V214H46ZM72 215H73V213H72ZM138 215H140V216H138ZM163 215V214H162ZM182 215V214H181ZM183 215H185V214H183ZM225 215H226V213H225ZM156 216V215H155ZM167 216V215H166ZM141 217H145V219L144 218H142L141 219ZM153 217V216H152ZM12 218V217H11ZM140 218V219H139ZM149 218V217H148ZM151 218V217H150ZM198 218V217H197ZM14 219V218H13ZM52 219V218H51ZM60 219V220H59ZM141 220L140 222H142V220H143V222L140 224V222H139V220ZM168 219V218H167ZM186 219V218H185ZM195 219V218H194ZM28 220V219H27ZM137 220H138V222L139 223H137ZM147 220H148V222H147ZM182 220H183V218H182ZM13 221V220H12ZM108 221V222H107ZM155 221V220H154ZM165 221V220H164ZM195 221V220H194ZM201 221H202V219H201ZM11 222V221H10ZM14 222V221H13ZM16 222V221H15ZM161 222V221H160ZM183 222H187L186 220L185 221H183ZM203 222V221H202ZM202 222H201V225H202ZM12 223V222H11ZM22 223V222H21ZM15 224V223H14ZM25 224V223H24ZM156 224H158V223H156ZM160 224V223H159ZM8 225V224H7ZM13 225V224H12ZM116 225V227L115 228H113V226H115ZM121 227H120V226ZM145 225H143V226H145ZM150 225H152V224H150ZM153 225H155V224H153ZM169 225V224H168ZM177 225V224H176ZM183 225H184V223H183ZM188 225V224H187ZM22 226V225H21ZM27 226V225H26ZM142 226V228H144ZM165 226V225H164ZM167 226V225H166ZM200 226V225H199ZM9 227V226H8ZM139 227V228H138ZM145 227H147V226H145ZM154 227V226H153ZM159 228H160V226H158ZM175 227V226H174ZM177 227V226H176ZM183 227V226H182ZM201 227V226H200ZM7 228V227H6ZM138 228V229H137ZM148 228H149V226H148ZM151 228V227H150ZM149 228V229H150ZM162 228V227H161ZM160 228V229H161ZM188 228V227H187ZM9 229V228H8ZM156 229V228H155ZM164 229V228H163ZM197 229V228H196ZM207 229V228H206ZM214 229V230H213ZM12 230V229H11ZM70 230V229H69ZM144 230H146V229H144ZM148 230V229H147ZM153 230H154V228H153ZM202 229H200V230H198V231H201ZM210 230V229H209ZM209 230H208V232H209ZM223 230H224V232H223ZM10 231V230H9ZM142 231V230H141ZM158 231V230H157ZM163 231V230H162ZM187 231V230H186ZM190 231H192V230H190ZM197 231V230H196ZM197 231V232H198ZM51 232V231H50ZM152 232V231H151ZM155 231H153V233H154ZM208 232H206L207 234H208ZM219 232H223V233H221L222 235H220L219 234ZM54 233V232H53ZM71 233V232H70ZM136 233H137V231H136ZM135 233V234H136ZM143 233V232H142ZM150 233V232H149ZM157 233V232H156ZM166 233V232H165ZM210 233V232H209ZM51 234V235H50ZM50 234H47V232H46V236H43L44 234H42V236L45 238V237H47V235H49L48 237H49V239H46V243H49L48 242V240H50V238L52 237V236H54V237H57V236H55V234L54 235H52V233H50ZM192 234V233H191ZM194 234H196V233H194ZM199 234V233H198ZM206 234V235H207ZM71 235V234H70ZM144 235H145V232H144ZM155 235V234H154ZM167 235V234H166ZM165 235V236H166ZM190 235V234H189ZM193 235V234H192ZM201 235H204V234H201ZM221 236L220 238H219V236ZM42 236H40L41 238H42ZM51 236V237H50ZM72 236V235H71ZM73 236H75V235H73ZM72 236V237H73ZM82 236V235H81ZM80 236V237H81ZM158 236V235H157ZM163 236V235H162ZM161 236V237H162ZM168 236V235H167ZM196 236H198V235H196ZM196 236L195 235H193V237L195 238V239H192V240H194V241H196V239L198 238H196ZM39 237V236H38ZM38 237H35V239L36 238H38ZM40 237H39V239H40ZM47 237V238H48ZM76 237V236H75ZM83 237V236H82ZM87 237H89V236H87ZM86 237V238H87ZM191 237V236H190ZM200 237V236H199ZM204 237V236H203ZM206 237H208L209 238V236L207 235ZM64 238V237H63ZM62 238V239H63ZM85 238V235H84V238L82 239V240H86V241H88L87 239ZM91 238V237H90ZM90 238H88L89 240H90ZM93 238V237H92ZM97 238V239H98ZM137 238V237H136ZM150 238V237H149ZM202 238V237H201ZM207 238V239H208ZM222 238V239H223ZM44 239V240H45ZM52 239V238H51ZM53 239H55V238H53ZM57 239V238H56ZM61 239V240H62ZM68 239V238H67ZM74 238H72V240H73ZM106 239V238H105ZM135 239V238H134ZM147 239V238H146ZM211 239V238H210ZM209 239V240H210ZM32 240H34V239H32ZM59 240V239H58ZM74 240H77V239H74ZM73 240V241H74ZM82 240H80V241H82ZM92 240H96V238H93ZM101 240H104V238L103 239H101ZM156 240V239H155ZM161 240V239H160ZM166 240V239H165ZM187 240V239H186ZM226 240V241H227ZM56 241V240H55ZM65 241V240H64ZM63 241V242H64ZM137 241V240H136ZM159 241V240H158ZM182 241V240H181ZM205 241V240H204ZM211 241H213V240H211ZM225 241V242H226ZM37 242H38V240H37ZM53 242V241H52ZM78 241H75V244L74 245H76V243H77ZM91 242V241H90ZM100 242V241H99ZM148 242V241H147ZM156 242V241H155ZM164 242V241H163ZM222 242V241H221ZM50 243H51V241H50ZM58 243V242H57ZM65 243H67V240H66V242ZM74 243V242H73ZM80 242H78L77 243V245L79 244ZM83 243H85V242H83ZM88 243V242H87ZM94 243V242H93ZM118 243V242H117ZM154 243V242H153ZM186 243H188V241L186 242ZM195 243V242H194ZM198 243V242H197ZM53 244V243H52ZM68 244V243H67ZM90 244H92V243H90ZM189 244V243H188ZM207 244V243H206ZM213 243H211V245H212ZM227 244V243H226ZM87 245L88 244H86V247H87ZM95 245V244H94ZM93 245V246H94ZM120 245V244H119ZM138 245V244H137ZM145 245V244H144ZM155 245V244H154ZM189 245H191V244H189ZM223 245V244H222ZM92 246V245H91ZM96 246V245H95ZM94 246V247H95ZM206 246V245H205ZM204 246V247H205ZM208 246V245H207ZM225 246V245H224ZM112 247V246H111ZM154 247V246H153ZM226 247V246H225ZM2 248V247H1ZM72 248V247H71ZM77 248H78V246H77ZM92 248V247H91ZM115 248V247H114ZM151 248V247H150ZM161 248V247H160ZM182 248V247H181ZM206 248V247H205ZM210 248V247H209ZM80 249H82V248H80ZM86 249H88V248H86ZM94 249V248H93ZM101 249V248H100ZM111 249V248H110ZM222 249V248H221ZM1 250V249H0ZM90 250V249H89ZM96 250H97V248H96ZM103 250H104V248H103ZM107 250H109V249H107ZM106 250V251H107ZM114 250V249H113ZM202 250H204V249H202ZM79 251V250H78ZM91 251V250H90ZM102 251V250H101ZM145 251V250H144ZM152 251V250H151ZM161 251V250H160ZM92 252H93V250H92ZM124 252V251H123ZM122 252V253H123ZM163 252V251H162ZM212 252V251H211ZM11 253H13V252H11ZM81 253V252H80ZM102 253L103 252H100V254H101V258H102ZM107 253V252H106ZM105 253V254H106ZM111 253V252H110ZM116 253V252H115ZM128 253V252H127ZM132 253V252H131ZM138 253H139V251H138ZM143 253V252H142ZM15 254V253H14ZM86 254V253H85ZM89 254H91V253H89ZM93 254H95V255H97L96 253H93ZM99 254V255H100ZM104 254V253H103ZM109 254V253H108ZM134 254V253H133ZM205 254V253H204ZM95 255H93L94 257H95ZM124 255H126V254H124ZM147 255V254H146ZM151 255V254H150ZM163 255V254H162ZM7 256H8V254H7ZM20 256V255H19ZM80 256H81V254H80ZM85 255H82V258L84 257ZM89 256H92V255H89ZM105 257H108V256H106V255H104ZM103 256V257H104ZM129 256V255H128ZM152 256V255H151ZM212 256V255H211ZM5 257V256H4ZM36 257V256H35ZM76 257V256H75ZM98 257V256H97ZM149 257V256H148ZM157 257V256H156ZM179 257V256H178ZM219 257V256H218ZM5 258H8V257H5ZM11 258V257H10ZM13 258H16V257H13ZM12 258V259H13ZM73 258V257H72ZM77 258V257H76ZM75 258V259H76ZM79 259L78 260H80V257H78ZM81 258V259H82ZM85 258H88V257H85ZM85 258H83L81 261L83 262L82 264H85L84 263V261H85ZM145 258V257H144ZM180 258V257H179ZM208 258V257H207ZM19 259V258H18ZM25 259H28V258H25ZM30 259V258H29ZM35 259V258H34ZM220 259V258H219ZM221 259V260H222ZM35 260H37V259H35ZM77 260V261H78ZM84 260V261H83ZM91 260V259H90ZM89 259L87 260V261H90ZM105 260V259H104ZM122 260H124V259H122ZM126 260V259H125ZM157 260H158V258H157ZM163 260H165V259H163ZM6 261H7V259H6ZM11 261H13V260H11ZM16 261V260H15ZM22 261H23V259H22ZM25 261V260H24ZM33 261V260H32ZM75 262H77L76 260H74ZM87 261H85L86 262V264H88V262ZM96 261H97V259H96ZM100 261V260H99ZM101 261H103V260H101ZM106 261H108V260H106ZM154 261H156V260H154ZM10 262V261H9ZM19 262H20V260H19ZM28 262H30V260L28 261ZM28 262H27V264H28ZM131 262V261H130ZM166 262V261H165ZM12 263V262H11ZM14 263V262H13ZM12 263V264H13ZM24 263H26V262H24ZM67 263V262H66ZM78 263H81L80 261H78L77 263H75V264H78ZM91 263V262H90ZM89 263V264H90ZM95 263V262H94ZM128 263V262H127ZM222 263V262H221ZM220 263V264H221ZM1 264V263H0ZM17 264V263H16ZM19 264V263H18ZM21 264V263H20ZM23 264V263H22ZM68 264V263H67ZM96 264H97V262H96ZM103 264V263H102ZM119 264H120V262H119ZM152 264V263H151ZM161 264H163L162 262H161Z\"/></svg>",
	"mask_w": 264,
	"mask_h": 264
}]
</instances>
